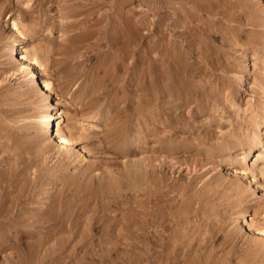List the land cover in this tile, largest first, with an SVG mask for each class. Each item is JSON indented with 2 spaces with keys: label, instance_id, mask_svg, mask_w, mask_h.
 I'll return each instance as SVG.
<instances>
[{
  "label": "rangeland",
  "instance_id": "obj_1",
  "mask_svg": "<svg viewBox=\"0 0 264 264\" xmlns=\"http://www.w3.org/2000/svg\"><path fill=\"white\" fill-rule=\"evenodd\" d=\"M110 1H112V0H110ZM115 1V0H114ZM114 1H112V2H108V0L106 1V0H0V101L2 102V107L3 108H6V107H8L9 108V105L8 104H6V102L7 103H9L10 101L12 102V100H13V102H18L20 105H18V108H20V110L22 109V113H20V115H22V117L19 115L18 116V118L20 119V121H19V123H18V125L16 124L15 126H17L15 129H14V131H13V138L14 139H16L15 140V143L19 146L20 145V147L19 148H17L18 146L17 145H15V149H16V151H15V149L12 147V149L10 148V153L8 154V153H3L2 154V156H4L5 157V159H4V161H2L1 159H0V162H1V165H0V172L1 171H3V173L1 172L0 173V176L2 175V177H1V179H2V181H3V183H2V181H1V179H0V183H1V185H0V188H1V186L2 187H4L5 189H3L2 188V191H1V189H0V192H1V194H0V201H5L4 199H7V200H9L8 198H10V200H11V194H10V192H12V194H14V192L16 193L17 191H19L20 189H22L25 185V187L24 188H28V184H32L31 183V181L30 180H32V179H30L31 178V176L33 177L34 176V179H35V177L37 176V177H41V179H42V182L40 181L39 182V180L37 181V182H39V183H42L43 184V182H44V185H46V187L45 188H47L45 191V193H47V190H50V191H48V193L45 195V193L44 194H42V195H44L43 197H45V196H51L52 197V195H53V197H55L56 195L54 194V191H55V193H56V190H57V187L59 186L60 187V184H62V186H63V182H61V180H59V181H57L58 183L56 184L57 185V187H56V185H55V181L53 182V181H50L51 179H50V176H49V174H47L46 172H45V170H46V167L48 166V167H52L53 165H55V161H54V159H51V157H48V156H46V155H44L43 156V154H42V152H39L38 150L40 149V145H37V144H39V137L38 136H40V133L37 131V126H38V124H39V122L41 121V118H36L35 116L37 115H40V116H42V118H43V116H45V111L47 110V107L49 106V102H48V100H46V98H45V94H44V91H43V88H42V86H41V84H37V83H32L31 82V77L29 76V74L27 73V71L25 70V64H27V63H29V64H31V68H32V66H33V69L36 71V74L38 75V77H39V80L41 81V80H45L46 78L45 77H47L50 81H51V87H52V98H51V100H52V102H54V103H56V102H59V100H61V99H65V97H67V95L69 96V95H72L73 94V98L72 99H74V100H71L70 101V99L68 100L69 102H68V104L66 103L63 107H60V110L58 111V113H56V114H58V119L56 120V125H57V122H58V124H59V127L60 128H62V129H64L67 133L69 132V133H73V144H74V151H80V152H82V154H81V156L79 157V156H77V154H76V152H75V154L73 155V156H70V157H72V159H71V161L74 163H72V162H70L71 164H73V165H71L70 166V164L68 165V162L67 161H69L70 159H68V158H65L66 160H65V162L67 163V165H65L64 164V167L65 166H67V167H70V169L69 168H67L66 167V169L67 170H65V168L63 169V170H65L64 171V173L68 176V178H70V175H71V177H74L76 174H77V169H78V171H79V169H80V167H81V169H82V167L84 166L85 167V165H86V163L89 161H91L90 163L92 164L94 161H96V159L99 161L100 160V162H101V159H102V162L101 163H103V164H101V163H97V161H96V163H97V166H102V167H104L105 166V168H107V169H105L106 170V172L108 173L107 175L108 176H110L111 177V179H113L114 177V182H115V185L116 186H118L119 187V185L117 184V182L119 183V179H120V177H117V176H119V174L121 173V172H123L125 169L127 170V169H129L128 167L130 166L131 167V165H132V163H133V165L135 164L134 163V161H138V162H136V163H139L138 165H143V163H140V161H143L144 160V158H145V160H146V162H148V164H149V159H151V158H153V155H155L156 157H157V154L158 153H160V154H158V155H160V157H165L166 158V161H165V158L164 159H162V162H166V163H168V165H166V163H162L161 161H156V160H158V159H156L155 161L156 162H154V158H156L155 156H154V158L151 160V161H153V163H156V164H153V163H150V164H153V166L152 167H150V168H147V167H149V165H147V167H146V169H147V171L148 170H150V169H152L153 167H155V165H156V169L158 168V167H160L161 165V167H160V169H161V171H159L158 173H157V171L159 170V168L156 170V172L155 173H157L156 175H158V174H160V172H161V176L160 177H162V180L163 181H161L160 180V187H159V189L161 188V191H172V190H175L174 188H176L177 190H178V188H179V191H177V190H175V191H172V193H170V192H167V193H162V195L160 194V195H158L159 197L157 198V199H153V193L151 194L150 192H152L153 190L154 191H156L155 190V186H154V184H152L153 182H151L150 180H151V178L149 179V180H146V181H149L150 183H149V186L151 185L152 187H150L149 188V186H147L150 190H148V191H150V192H148V191H144V190H147V188H146V182L145 181H143L144 180V178L147 176L148 177V174L146 173L145 174V172H146V170H145V172H143V173H141V175L142 174H145V175H143L144 177H142L143 179H142V183H139L138 185H139V190H140V192H143V195H142V193H140L139 192V190H137V188H135L134 187V190L132 189L133 188V182L131 183L130 182V184H129V182H128V180H129V178H128V180L127 179H125L124 180V183H125V185L126 186H124V187H121V188H118V189H120V191L118 192V194L119 193H121V194H117L118 195V197L120 198V200L118 199V197H117V195H115L114 196V194L113 193H111L109 196H110V198L112 199H110L109 198V196H107L106 195V198H104L105 196H103V198H101V202H102V200L104 199H110L111 201H112V203H111V201L109 200V202L107 201V204L109 203L112 207H109V206H106V203H104V202H102V204H103V206L101 205V202H100V197L98 198H96V196L91 200V199H89L90 201H92V203L91 202H89V200L87 201V197L88 198H90V196L89 195H87V197L84 199V198H81V199H79V198H77L76 200H74V201H72V202H74L75 204H77L76 203V201H78V199H79V202L80 201H82L83 202V200H84V202L83 203H78V204H80L79 206H82V205H84L85 204V206H82V207H79V206H77V205H74L73 206V204H72V208L71 207H69L70 209H72L71 211H73V210H75V209H80V211H79V213H78V216H80L79 218L80 219H76V218H74V217H78L77 216V210H75V211H73V213H75L74 215H72V221L74 220L75 221V223H76V225H78L79 224V226H77V227H79L78 229L80 230L81 229V231L80 232H78L79 230L77 229V231L76 230H74L75 228H77V227H75V228H72L73 230H74V232L76 231V232H78V234L79 233H81V232H83L82 231V229L84 230V228H82V225H81V223L83 224V222H81V221H83V220H81L82 218H83V216L85 215V216H87V214L88 213H90L91 211H92V213H93V215H92V213H90V215H92V216H90L92 219H94V222L87 216L86 218H87V220L88 219H90V220H88V221H90V226H89V230L91 231H87V230H85L88 234H89V237H87L88 236V234H86L85 236L86 237H84L82 240L80 239V237H77L75 240H77L78 239V241H80L81 240V242H76L75 240H69V242L68 241H66V243H65V240H64V243H62L61 242V244H59L58 242L59 241H57V243L55 242V241H51V242H47V244L45 243V244H43V241L41 240V242L39 241V243L37 244L36 242H38V240L36 241L35 240V244H33V242H32V240H34V239H32L31 240V243H30V239L31 238H28L27 236L26 237H24V235H27V230H32V229H30V228H27V230L26 229H23V227H21V226H13L12 227V225H11V223H8V220H6L7 221V224L9 225V228H8V226H7V224L5 223V221L4 222H2V224L1 225H3V224H5V225H3L2 227H1V225H0V231H2L4 228V230H3V232H0V234L1 233H4V232H6V233H4L3 235L5 236V237H3V238H1V236H0V238L2 239H0V264H153L154 262V264H156L157 262H160V259H163V257H164V255L163 254H166L165 255V257L169 260V262L167 261V259L165 258V260H161L162 262H160L159 264H164V263H167V264H173V263H175V262H179V264H182V262H184L183 261V259H182V256L184 255V253H185V255H186V251H184L183 252V248H180V250H179V247H183V245L181 246V245H177V244H173L175 241H174V239L178 242L179 241V235L180 236H182L181 234H183V232H184V229L186 228V227H188V229L186 228L185 230H187L186 231V233H189L188 235H191V233H192V238H196V240L200 237L201 238V240H194L193 239V241L195 242H193L192 244H194L193 246H200L199 247V249H201V251H199V250H197V248L196 247H194L193 248V246H192V248H193V252L192 253H194L195 252V250L194 249H196L197 250V255H199L198 257H202V256H204V254H205V256L206 255H208V254H211L212 256H211V260H213L212 259V257L213 256H215V257H213V258H215L214 259V261H212V262H214V263H212V264H220L219 263V261L218 260H220L221 258H223L222 260L223 261H225L226 262V260H224V259H226L227 257H228V259H229V256L233 253V254H235V256L234 255H231L230 256V260L232 261V263H229V262H227L228 264H249L251 261V263L250 264H255V262H256V264L257 263H259L260 262V258H264V254H262V251H263V253H264V246L263 247H260L261 248V250L259 251H257V249L258 248H256L255 247V244H256V242H257V238H258V235L256 234V233H254V232H251V231H247L246 229H247V226H245V224H247V223H249L251 226H253L254 228H259V227H264V175H263V173L262 172H264V125H260V127L258 128V129H254V125H255V122H259V121H261V118L262 117H264V0H193L194 1V3H195V5H194V3H192L193 1L192 0H176V1H174V0H167L168 1V3H170L171 4V6H170V4L169 5H164V1L163 0H151V2L150 3H153L152 5H154V1H156V6L155 7H153L152 5H150V3H149V1L150 0H119L118 2H116V3H114L113 4V2ZM117 1V0H116ZM163 1V2H162ZM167 1H165V2H167ZM186 1H188V2H186ZM196 1V2H195ZM197 1H198V3H197ZM119 2H121V4H119ZM186 2V3H185ZM200 2V3H199ZM106 3H109V4H107L106 5ZM112 4V8L110 7V5ZM124 3V4H123ZM162 3V4H161ZM167 3V4H168ZM190 5L191 3L193 4H191L192 5V7L194 6H196L195 8H196V10L194 9V10H192V12L193 11H196L195 12V14H198L199 15V17H197L198 15H194V13L192 14L194 17H195V21L197 20V19H199V20H197L198 21V25L195 23V21L191 24V21H189V18L191 17L190 15V13H191V10H190V6L188 5V4ZM70 4H72L71 6H74L75 7V5L76 6H79V5H81V6H79V7H75V10H73L74 9V7H71V12L69 11L70 10ZM117 4V5H116ZM123 4V5H122ZM162 5L163 7H159L158 8V6L157 5ZM197 4H200V6H201V4H203L204 6H205V8H203L204 6H201V8L202 9H204V11L202 12V11H200L201 9L200 8H198V6H197ZM115 7H114V6ZM120 6V9H119V7H117V6ZM150 5V6H149ZM188 5V6H187ZM67 6H69V7H67ZM165 6V7H164ZM169 6L171 7V9L169 10ZM173 6H175V7H173ZM179 6H182V7H179ZM64 7L66 8V9H64ZM88 7V8H87ZM110 7V8H109ZM115 8V11H113L114 10V8ZM186 7V8H185ZM188 7H189V9H188ZM193 7V8H194ZM63 8V9H62ZM91 8V9H90ZM151 8V9H150ZM153 8H155V9H157V10H159L158 12H159V16H161V18H166L167 16L169 17L170 16V18L168 19V17H167V19H166V23H169V22H171L172 20L174 21L175 19H176V17H178L179 15H181V17L183 16L184 18H185V16L186 15H188V16H186V18L185 19H187V21H189L188 22V26L189 27H191L194 23L196 24H194V27H192L191 29H189L188 28V31H187V34L186 35H188V32H189V35L191 36L190 38H194L193 39V41H191L192 39H190L189 38V42H191V43H189V45H187V47L188 48H185L186 46V41H183V40H181V39H184V37L183 38H180L179 36H178V32H179V29H181L180 31H182V29H184V27H185V25L184 24H182V23H180V24H182V25H180L179 24V29H178V32H177V29L176 30H174L173 29V34H174V36H173V39H174V41H178V39H179V41H183L184 42V44H183V42H182V46H179V48H181L180 49V52L182 53V57L183 58H185V60L184 59H182V61L183 62H181V65L184 63V61L186 62V60H187V64H183V65H186V66H193L194 65V67L195 66H198L199 64H201V65H199V66H202L203 67V64H204V67L203 68H205V69H203V70H205V72L203 71V72H201V74H197V76H195V77H193L194 78V81H192V82H197V85H199V83L200 84H202V85H204V86H206L205 84H207V88L209 89V90H211V92H212V97L215 95V97H211V96H209V95H207L208 93L206 92V93H204V92H202V94H200L201 92H198L197 94H199L198 96L201 98H205L206 100H207V102H205L206 100L204 99H202V101H203V104H204V109H206V110H204V109H202V108H199V110L198 109H194L193 111H191L192 109H190L189 110V108L187 107V109H185V107H184V109L182 108V112H181V119L179 118V121H181V122H179L178 121V123H181V124H184L185 123V129L186 130H184V131H182V130H180L178 127L179 126H177V123L176 124H173V125H168L167 127H166V130L168 131H163L164 133H166V134H164L163 132H161L162 133V135L164 134V142H165V139H166V143L165 144H169L170 143V140L171 141H173L174 142V140H175V142L174 143H170L171 144V146L169 147L168 145H166V146H168L169 148H172V151L174 150V148L172 147L174 144V146H175V149H176V151H174V153L175 154H177L178 156H179V159L181 160V159H183V161L181 160H179V162L180 163H178L176 160L178 159V158H176L175 160L174 159H172V155H174L175 156V154L171 151V149H167L168 147H166V146H162V145H165V144H163L164 142L162 141L163 139V136L161 135V133L160 134H154L155 132H154V130L152 131L151 129H152V127H153V120H151V121H153V122H150V121H147L145 118L147 117V115L149 116V118L147 117V119L148 120H150V115H149V113H150V111L152 110L153 111V109L155 108V106L152 104V100H150V98H152V91H153V89H151V85L149 86L148 85V83L150 84V82L148 81V77H147V75L144 73V80H141L143 77H141L140 75V77H138V76H134V78L136 79V80H131L133 77H132V74H131V72H132V68L130 69V65H131V62H132V58H131V52L132 53H134V47H135V45H132L133 43L135 44H138L137 45V47L138 46H140V48H142V49H145L144 47L145 46H148L150 43H151V41L153 40V27L151 26L152 24H153V20L154 19H156L155 17H157V16H155V14L153 13V12H156L155 11V9H154V11H153ZM162 8V9H161ZM168 8V9H167ZM173 8H175V9H173ZM161 9V10H160ZM167 9V13L165 12V10ZM181 10V11H179V10ZM184 11H183V10ZM185 9H188V11L187 10H185ZM192 9V8H191ZM72 10H73V12H72ZM88 10V11H87ZM120 10H122L121 11V13H122V17L124 18L125 16H126V18L128 17L127 15H129V16H134V17H132V19H131V17H128L127 19H131L132 21H134V23H136V24H138L137 26L139 27V29H138V27H136V26H134L133 25V22L132 21H130V23H129V27L127 26L126 27V29L128 28L129 30L133 27H135V29L133 30V33H134V36L132 37V35L130 36V35H128V34H132V31L131 32H129V30L127 29V36H130V37H132V38H130V46H134L133 47V49H132V47H129L128 46V54H129V56H125V53H127V52H125L124 53V51H123V49H125V48H123L121 45L122 44H120V42L118 41V40H115L114 38H117V36H116V34H118L117 32H118V28H115L114 29V27H111L109 30H107V33H106V35L105 34H103L104 36L103 37H101L102 36V33H101V35H100V32L99 31H101V29H102V24L104 25V23H102V22H105V24H106V21H107V18H108V16L107 15H111V18H113L114 17V15L115 14H119L120 13ZM151 10H152V12H151ZM175 10V11H174ZM69 11V16L70 15H72V17L70 16H68V14L66 15V12H68ZM119 11V12H118ZM163 11V12H162ZM168 11H169V13L170 14H168ZM178 13H177V12ZM187 12V14H186V12ZM198 11H200V12H198ZM63 12V13H62ZM109 12V13H108ZM114 12V13H113ZM160 12H162V13H160ZM182 12H184V14L182 13ZM188 12H190V13H188ZM121 13H120V15H121ZM166 13V14H165ZM106 16H105V15ZM126 14V15H125ZM153 14H154V16L155 17H153ZM161 14V15H160ZM164 14V15H163ZM172 14H174V15H172ZM186 14V15H185ZM103 15V16H102ZM165 15H166V17H165ZM176 15H178V16H176ZM102 16V17H101ZM113 16V17H112ZM116 16V15H115ZM150 16H151V18H150ZM193 16L191 17V18H193ZM110 17V16H109ZM173 17V18H172ZM13 18H15V19H17L16 21H17V23H19L18 25H19V27H20V30L21 31H23V33H24V35H25V38H26V41H25V43H24V47H23V51H24V54H25V51L27 50V49H31V46L32 45H34V46H36V47H38V46H40L41 48H43L42 50H41V52L39 53L40 55H44V59H45V62H44V64H45V66H42V67H39L34 61H30V60H21L20 59V55H19V53H16V54H11V51H10V48H11V45H12V43L16 40V39H19V38H21V35H20V33L16 30V28L13 26ZM105 20H104V19ZM136 20H135V19ZM153 18V19H152ZM175 18V19H174ZM73 19V20H72ZM74 19H76V20H74ZM98 19H100V20H98ZM101 19H103V20H101ZM126 19V20H127ZM152 19V21H150ZM172 19V20H171ZM201 19V20H200ZM67 20V21H66ZM70 20V21H69ZM96 20L98 21L97 23H95L96 22ZM128 20V21H129ZM171 20V21H170ZM77 21H78V23H77ZM100 21V22H99ZM138 21V22H137ZM169 21V22H168ZM173 21L171 22V23H173ZM192 21H193V19H192ZM196 21V22H197ZM203 22V23H201V22ZM65 23V27L66 26H68L69 27V29L67 28H65L64 26H61V25H63L62 23ZM69 22V23H68ZM80 22V23H79ZM81 22H82V24H81ZM132 22V23H131ZM152 22V23H151ZM61 23V24H60ZM66 23H67V25H66ZM76 24V28L75 29H73L72 28V26H70L71 24ZM92 23L94 24L92 27H91V25H92ZM101 25H100V24ZM150 23V24H149ZM170 23V24H171ZM190 23V24H189ZM200 23V24H199ZM60 24V25H59ZM70 24V25H69ZM78 24H80V25H78ZM132 24V25H131ZM135 24V25H136ZM203 24V25H202ZM204 24H206V26L208 27H206V26H204ZM210 25V26H208V25ZM78 25V26H77ZM83 25V26H82ZM86 25V26H85ZM164 25V24H163ZM161 26V28L163 29H165V26ZM184 25V26H183ZM100 26V27H99ZM182 26V27H181ZM198 26V27H197ZM200 26L202 27V29L200 28ZM78 27V28H77ZM81 27H82V29H81ZM83 27H84V29H83ZM87 27H88V29H87ZM92 29V28H95V30H90V28ZM197 27V29L200 31H198L197 32V29L195 30L194 28H196ZM63 28V29H62ZM72 28V29H71ZM200 28V29H199ZM203 28H204V31H203ZM205 28H207V30L205 29ZM210 28V29H209ZM61 29L64 31H61ZM64 29H66V32L68 33H66L65 32V30ZM70 29H71V31H70ZM87 29V31L85 32L84 30H86ZM96 29H98V32L99 33H97V31H96ZM100 29V30H99ZM126 29H125V32H126ZM151 29V30H150ZM111 30V31H110ZM113 30V31H112ZM123 30V29H122ZM193 30V31H192ZM195 30V31H194ZM69 31V32H68ZM89 31V32H88ZM90 31H94L95 33H97V37L98 38H100L101 40H99V39H97L98 41H101V42H98L96 39H95V37H96V34H93L94 32H90ZM137 31H139L140 32V34H142L143 35V37H142V35H138L136 32ZM61 32L63 33L62 35H61ZM112 33V32H116V34L115 33H112V34H110V33ZM138 32V33H139ZM150 32V33H149ZM192 32L195 34V37H194V35L192 34ZM196 32V33H195ZM205 32H207V34L205 33ZM210 34H209V33ZM66 33V34H65ZM84 33H87L86 35L84 34ZM92 34V35H90V34ZM198 33H201V34H198ZM205 33V34H204ZM71 34H72V37H74V38H72L71 37V39L73 40H69L70 38H68V36H71ZM85 35L86 36V39H84L83 37H82V39L80 38L81 36L80 35ZM110 34V36L109 37H111L112 38V40H111V38H109L108 39V35ZM136 34V35H135ZM149 34H150V36H149ZM196 34H197V36H196ZM205 36L204 38H203V35ZM209 34V35H208ZM213 34V35H212ZM61 35V36H60ZM99 35V36H98ZM113 35H114V37H113ZM192 35H193V37H192ZM200 35V36H199ZM30 36H33L32 38L30 37ZM80 36V37H79ZM89 38H88V37ZM94 36V37H93ZM135 36L137 37H140V38H138L137 37V40H138V43H137V40H136V38H135ZM202 36V37H201ZM209 36V37H208ZM75 37H77V38H75ZM79 37V38H78ZM104 37H107L106 39H107V41H106V39H103ZM151 38L152 37V39H148V38ZM186 37V36H185ZM200 37V38H199ZM208 37V38H207ZM135 38V40H136V42H134L133 41V39ZM202 38V39H201ZM205 38L207 39L206 41H205ZM27 39H28V41H27ZM67 39V40H66ZM74 39H76V40H74ZM103 39V40H102ZM140 39V40H139ZM172 39V40H173ZM95 40H96V42H95ZM109 40H111V42L109 43L108 41ZM146 40H147V42H146ZM198 42H197V41ZM113 41V42H112ZM117 41V42H119V44H120V46L121 47H118L119 46V44L116 42V44H118V46L115 44V46L113 45L115 42ZM145 41V42H144ZM165 41H166V39H165ZM196 41V42H195ZM199 41H200V44H199ZM201 41H202V43H201ZM211 42V44H210V42ZM91 42V43H90ZM105 42L107 43V44H105ZM133 42V43H132ZM140 42V43H139ZM141 42H143L142 44H141ZM206 42L208 43V44H206ZM95 43H97V44H95ZM98 43H100V44H98ZM113 43V44H112ZM145 43V44H144ZM166 42H161V44L162 45H164ZM195 43H198V44H196V46H195ZM49 45L48 47H50V49H49V51L47 52V51H45V49H44V47H46V45ZM88 44H91V46L89 45L88 46ZM109 44H112L113 46H111V45H109ZM140 44V45H139ZM203 44V45H202ZM206 44V45H205ZM191 45L196 49H194L193 47L191 48ZM202 47H201V46ZM208 45V46H207ZM212 45V46H211ZM107 46V47H106ZM118 47V49H120V50H117L116 51V49H117V47ZM185 46V47H184ZM197 46H198V48H197ZM208 48H207V47ZM211 46V47H210ZM87 47H89V48H87ZM110 47H111V49H110ZM203 47H205V48H203ZM104 48V49H103ZM114 48V49H113ZM116 48V49H115ZM121 48H122V50H121ZM185 48V49H184ZM192 49V51L190 52V51H187V50H189V49ZM206 48H207V50H206ZM211 48H214L215 50H218V51H220V52H218V51H215L214 49V51L216 52V54L213 52V50L211 49ZM75 49H77L76 50V52H74V50ZM110 50V51H106V50ZM113 49V50H112ZM129 49H130V51H129ZM194 49V50H193ZM203 49H205L204 51H203ZM115 50V51H114ZM179 50V49H178ZM209 50H211L210 52H209ZM73 51V52H72ZM83 53H82V52ZM87 51V52H86ZM113 51V52H112ZM127 51V50H126ZM194 51V52H193ZM200 53H202L201 51H203V53L204 54H206L207 53V51L209 52V55L210 56H206L205 55V57L207 58V57H209L210 59H211V57L213 58L214 56H216L217 57V55H218V57H220V58H216V60H218V61H215V59H204L203 58V56H204V54H203V56H202V54H200V56H199V52ZM65 52H68V53H70L69 55H67ZM108 52H111L110 53V55H108L107 53ZM120 52V53H119ZM121 52H123L122 54H121ZM154 52V51H153ZM179 52V53H180ZM185 54H184V53ZM195 52H197V53H195ZM214 54H213V53ZM64 53H65V55H64ZM73 53V54H72ZM85 53V54H84ZM115 53V54H114ZM118 55H117V54ZM188 53V54H187ZM189 53H191V55L189 54ZM128 54H126V55H128ZM131 54V55H130ZM156 53L154 52V55H155ZM194 54H196V55H194ZM208 54V53H207ZM222 54V55H221ZM66 55H67V57L68 58H65L66 57ZM82 55V56H81ZM109 57H108V56ZM115 56V57H112V56ZM117 55V56H116ZM121 56V58H120V56ZM186 55H187V57H186ZM194 55V56H193ZM119 56V57H118ZM124 56V57H123ZM189 56V57H188ZM196 56V57H195ZM193 57V58H192ZM197 57L199 58V57H201V59L202 60H204L203 62H202V60L200 59V61H199V59L197 60ZM117 58V60L114 62L115 63V65L114 66H116V67H114L113 66V64H111L110 65V63H113V62H110V61H113L112 59H116ZM126 58V59H125ZM130 58H131V61H130ZM188 58V59H187ZM192 58V59H191ZM66 61H65V60ZM121 62H123V60H125L124 61V64L126 65V62H127V64L128 65H126V66H128V67H126L127 68V70H126V72H130L129 74L128 73H126L125 71H124V73H125V75L126 76H124L123 74L124 73H122V71L124 70L123 68H125L124 67V64H123V66L121 65L122 63H119L120 61ZM191 59V60H190ZM127 60V61H126ZM195 60V61H194ZM219 60H220V62H219ZM68 61V62H67ZM80 61H82V63L80 62ZM193 61V62H192ZM206 61V62H205ZM209 63H211V61H212V63L215 65V68L218 66V64H219V66H218V69L216 70V69H214V66H208V62ZM77 62H78V64H80V66L78 65V67H77ZM80 62V63H79ZM108 62H110V63H108ZM116 62L117 63H119V64H116ZM216 62H218V63H216ZM107 63V64H106ZM145 63V65H144V67L147 65L146 64V62H144ZM189 63H191V64H189ZM198 65H197V64ZM106 64V65H105ZM109 64V65H108ZM217 64V65H216ZM205 65H207V66H205ZM38 66V67H37ZM76 67V70H74V68ZM207 67V68H206ZM209 67V68H208ZM220 67V68H219ZM73 68V69H72ZM113 68V70H114V72L113 71H111V69ZM107 69H109V70H107ZM118 69H120V70H122V71H116V70H118ZM128 69H130V71H128ZM214 71H213V70ZM72 70H74L77 74H75V72L73 71V75H71L72 74ZM84 70H85V73H84ZM207 70V71H206ZM209 70H211V71H209ZM94 71V72H93ZM107 73V72H109L110 71V73H107V74H111V72L113 73V75L111 74V75H107L108 77H110V78H108L107 76H106V74H105V72ZM216 71V72H215ZM218 71V72H217ZM116 72H117V74H116ZM118 72H121V73H119L118 74ZM191 74H193L192 72H191V70L189 71ZM209 72H211V73H209ZM96 73H98V75L96 74ZM187 73V74H186ZM185 74H186V76L188 75V77H189V75H191L190 73H188V72H186ZM202 73L204 74L205 73V75H206V77H204L203 75H202ZM207 73H209V74H211L210 76H209V74H207ZM215 73V74H214ZM86 74H87V76H86ZM93 74V75H92ZM105 74V75H104ZM96 75V76H95ZM104 75V76H103ZM121 75H123L124 77H125V79H121ZM219 75V78L217 77ZM79 76H81V77H79ZM83 76H86V78L84 77L83 78ZM92 76H94V77H96V78H98V79H96L95 78V81H99L100 83H93V84H91V82H92V80H90V77H92ZM98 76V77H97ZM111 76H112V78H111ZM115 76H117L116 77V79H115ZM121 76V77H120ZM200 76V77H199ZM204 77V80L202 79L203 77ZM89 77V78H88ZM102 77H103V81H102ZM107 79H106V78ZM131 77V78H130ZM191 77H192V75H191ZM191 77H189V78H191ZM210 77H211V79H210ZM216 77V78H215ZM83 80H82V79ZM140 78V79H139ZM209 78V79H208ZM85 79H89V81H90V83H89V85L87 84V86H85L84 84H81L82 82L81 81H84ZM101 79V80H100ZM108 80L107 82L108 83H112V85H111V83L110 84H108L106 81H104V80ZM109 79H110V81H109ZM117 79H118V82H117ZM146 79H147V81H148V83H147V81H146ZM192 79V78H191ZM202 81H201V80ZM219 79V80H218ZM112 80H114V82L112 81ZM124 80V81H123ZM138 80H139V82H138ZM196 80V81H195ZM207 80H210V81H208V82H206ZM215 80V81H214ZM217 80V81H216ZM221 80V81H220ZM103 83H102V82ZM120 81H122V83L120 82ZM130 81H131V85H129V87H128V85H126V84H130ZM133 81H137L138 83H136V82H134L133 84H132V82ZM143 81H144V83H143ZM146 81V82H145ZM191 80L189 79V83H191L190 82ZM201 81V82H200ZM204 81V82H203ZM219 81H220V84H219ZM107 84L106 86L105 85H103V84H105V83ZM126 82V83H125ZM129 82V83H128ZM140 82H141V84H140ZM206 82V83H205ZM213 82H214V86H217V88H220V86L221 85H223V87H221L220 89L221 90H219V89H217V90H215L216 88L213 86ZM216 82V83H215ZM218 82V83H217ZM221 82H223L222 84H221ZM118 83H121L123 86H121V84L119 85ZM147 83V84H146ZM212 83V84H211ZM80 84V85H79ZM102 85L103 87L102 88H104V89H102L101 88V86H99V85ZM116 86H115V85ZM117 84H118V86H117ZM140 84V85H139ZM194 84V83H193ZM93 86L92 88H91V86ZM96 85H98L99 86V88H98V86H96ZM109 85H110V87H109ZM136 85V86H135ZM142 85H146V86H143L142 87ZM80 86H82V87H80ZM96 86V87H95ZM113 86V87H112ZM125 86V87H124ZM131 86V87H130ZM192 86V88H193V85L192 84H190V87ZM80 87V88H79ZM83 87L85 88V89H83ZM88 87V88H87ZM107 87H109L110 89H106ZM116 87H118L117 88V91L119 92L120 91V88L122 89L121 91L123 92H120V93H118L117 91H115V93H112L114 90H115V88ZM123 87V88H122ZM132 87H134V89L133 90H131L132 89ZM139 87V88H138ZM148 89H147V88ZM190 87H188V88H184V89H188V91H191L192 89L190 88ZM210 87H213V88H211L210 89ZM89 88H91V89H89ZM96 88H98V90H99V92H98V90L96 89ZM113 88V89H112ZM126 88V89H125ZM136 88H137V90H140V91H137L136 90ZM141 88V89H140ZM142 88H143V90H142ZM86 89H88L87 90V92H85V90ZM96 90V92H95V90ZM102 89V90H101ZM119 89V90H118ZM127 89H129V91H127ZM145 89V90H144ZM212 89H214L213 91H212ZM101 90V91H100ZM110 90H111V92H110ZM126 90V91H125ZM149 91V93L148 94H144V92L145 91ZM83 91L85 92V93H83ZM141 92L140 93V96L141 97H144V96H148V95H150V97H149V100H150V103L148 102L149 100H145L147 103H149L148 105H147V103L144 101V98H142L143 99V101H144V103L146 104V106H143V104L144 103H142L143 101H142V99L139 97V94H137L136 92ZM143 91V92H142ZM147 91L145 92V93H147ZM193 92L195 91L194 89L192 90ZM219 92V94L218 93H216V92ZM221 91V92H220ZM81 92V93H80ZM92 92H93V94L94 95H92ZM104 92V93H103ZM107 92H109V93H107ZM125 92V93H124ZM129 92V94H126V93H128ZM132 94H131V93ZM71 93V94H70ZM100 93V94H99ZM111 93L114 95H116V96H114V97H117V98H114V97H112V95H111ZM122 93V94H121ZM133 93H135V94H133ZM195 93V92H194ZM81 94H83L84 96H80ZM86 94H89L88 96L86 95ZM96 94H99V95H102V96H99V95H96ZM104 94V95H103ZM106 94H108V95H106ZM143 94H144V96H143ZM203 94H205V95H203ZM218 94V96H216ZM66 95V96H65ZM96 95V96H95ZM110 95H111V97L113 98V99H115L116 101H117V106L119 105V107L117 108V106L116 105H114V104H116V103H113V101H112V98L110 97ZM119 96V100H118V96ZM121 95V96H120ZM124 95V96H123ZM138 97H136V96ZM230 95V96H229ZM79 96H80V98H79ZM88 98V100H89V97L91 96V98H90V105H94V104H96V105H94V106H89V104L87 105V103H88V100L86 99V97ZM104 96V97H103ZM108 96V97H107ZM130 96V97H129ZM132 96V97H131ZM205 96V97H204ZM97 98V100H99L100 99V101H99V103H97L98 101H96L95 100V98ZM101 97V98H100ZM103 97V98H102ZM128 97H129V99L130 98H132V100L130 99H128ZM148 97L147 98H145V99H148ZM227 97H228V99H227ZM82 98H83V100H82ZM99 98V99H98ZM123 98H127L128 100H129V102H128V100L126 99V100H122ZM140 98V99H139ZM218 98V99H217ZM4 99H6V100H4ZM8 99V100H7ZM77 101H76V100ZM92 99H94L95 101V103L93 102V100ZM105 99V100H104ZM109 99H111L110 100V102H112V103H109L108 101H109ZM133 99H135V100H133ZM137 99V100H136ZM2 100H4V101H2ZM92 100V101H91ZM102 100V101H101ZM108 100V101H107ZM122 100V101H121ZM209 100V101H208ZM212 100V101H211ZM73 101V102H72ZM81 101V102H80ZM105 101H107V102H105ZM116 101H114V102H116ZM124 101H126L128 104H125V102ZM135 102V104H134V102ZM138 101H140V103L138 102ZM211 101V102H210ZM219 101V102H218ZM76 102V103H75ZM80 102V103H79ZM85 103V104H83V103ZM119 102V103H118ZM123 104H121V103ZM132 102V103H131ZM215 102V103H214ZM104 103H105V105H104ZM106 103H108V104H106ZM130 103V104H129ZM205 103H206V105H205ZM81 104H83L82 106L84 107L83 108V111H87L86 113H89V114H84V112L82 113V112H80L82 109H79L80 107L82 108V106H81ZM99 104V105H98ZM111 104H113V105H111ZM131 104H132V106H131ZM136 104H139V107L138 106H136ZM215 104V105H214ZM7 105V106H6ZM101 105H103L102 107H101ZM121 105V106H120ZM130 105V106H129ZM133 105H135V106H133ZM154 107L153 109L150 107ZM99 106H100V108H99ZM105 106V107H104ZM110 107L111 109H108L107 111L111 114V115H109V113H108V115H106V117L105 118H103V117H101V111H99V109H104V110H106L108 107ZM111 106H113V107H111ZM114 106H115V108L117 109V111L119 112H117L116 111V109L114 108ZM123 106V107H122ZM127 106H128V108H131L132 107V110H130V109H128L127 108ZM134 107V108H133ZM136 107H138V109L136 108ZM141 107V108H140ZM65 108V112L63 113V109ZM99 108V109H98ZM114 108V109H113ZM119 108H121V111H119ZM125 108V109H124ZM145 108V109H144ZM7 109V108H6ZM79 109V110H78ZM124 109V110H123ZM140 109V110H139ZM141 109H144V110H141ZM149 109H150V111H149ZM201 109V110H200ZM115 112V113H117V114H119V115H117L116 116V114H112V112ZM114 110V111H113ZM126 111V113L124 114V112L123 111ZM141 112V113H139V111ZM202 110H204V111H202ZM88 111H91L92 113H94V111L96 112V113H94V114H92L91 112H88ZM99 111V112H98ZM128 111V112H127ZM138 111V112H137ZM143 111H144V113H143ZM148 111H149V113H148ZM151 111V112H152ZM191 111V112H190ZM201 113H200V112ZM258 111H260L261 112V114L262 115H257V112ZM81 113V114H79V113ZM120 112H121V114L123 115H125V116H129V117H125L124 116V118H123V116H121L120 115ZM130 112V113H129ZM131 112H132V114H133V112H137V113H134V114H136V116L137 117H139L138 115H140L141 114V116H145L144 118H142V117H139V118H141V122H143L142 124L143 125H145V124H147L146 122H150L149 124H148V126H143L142 124H141V122H140V124L142 125H140V124H138L137 125V121H140L139 119H136L135 118V115L133 114L132 116H133V118L130 116L131 115ZM154 112V111H153ZM189 112V113H188ZM194 112V113H193ZM142 113L144 114V115H142ZM147 113V114H146ZM182 113H183V115L185 116V117H188V118H185L184 116V118L182 117ZM186 113L188 114V115H186ZM191 113V114H190ZM198 113V114H197ZM96 114V115H95ZM146 114V115H145ZM196 114V115H195ZM81 115H82V117H81ZM83 115H86V116H88V118L89 117H94V116H97L96 118H98V120H96V121H94V122H88L87 120L85 121V119H84V117L85 118H87L86 116H83ZM112 115H114V118H116V117H118V118H116V119H114V120H111V122H109L110 121V118H112L113 119V116ZM189 115H191V116H189ZM196 117H195V116ZM30 116H34V117H32L33 119H32V122H33V124H34V128L33 127H31V130H26V128L25 127H21V125L23 124V123H26V124H29V122L31 121V119H23V117H30ZM81 118H80V117ZM108 116V117H107ZM120 116V117H119ZM102 119H101V118ZM109 118V119H108ZM125 118L127 119V121L125 120ZM189 118H192V120L191 119H189ZM77 119V120H76ZM84 121H83V120ZM120 119H123L122 121L120 120ZM184 119V120H183ZM187 119V120H186ZM79 120H81V121H79ZM101 120V121H100ZM102 120H104V121H106V123L104 122V121H102ZM115 120H119L118 122H116ZM143 120V121H142ZM188 120H189V123L190 124H192V126H194V125H196V127H192L190 124H189V129L190 128H193V130L191 131V129H190V131L191 132H195V133H202L203 134V139L206 141V142H203L202 144H200V145H212V144H219V143H222L225 139H223V137L225 138L226 136H227V139L230 137V140L231 141H240V142H243V145H242V149H238V150H232V151H230V155H228V156H225V154H224V156H222V158L220 159V158H218V159H220V161L223 159L224 160V163H223V161H221L220 163L222 164L221 166H219V167H216V164L214 165V164H211L210 165V163H208V161H209V159H208V161L206 162V161H204V162H206L207 163V165H205L204 164V162H203V158L202 157H200V156H196L197 158H195V156H193V155H196V150H194V149H196L197 148V146L198 147H203V146H200L198 143H197V141H196V143L195 144H192V142L195 140H191V137H192V139H193V135H189L191 132L190 131H188L187 132V130H189L188 129ZM194 120V121H193ZM112 121H114V122H116V123H112ZM121 121V122H120ZM125 121H126V123H125ZM134 121H135V123H136V125H134L135 123H134ZM184 121V122H183ZM186 121H187V123H186ZM111 123L110 125H109V123ZM120 122V123H119ZM193 122V123H192ZM13 123V122H12ZM11 123V126L13 125ZM105 125H104V124ZM117 123H119V124H121V126L119 125V124H117ZM124 123H125V125H124ZM139 123V122H138ZM112 124H117L116 126V129H117V131H116V135L113 133V130H116L115 129V125L113 126ZM128 124V126H126ZM194 124V125H193ZM112 125V128H114V129H112L110 126ZM119 125V126H118ZM140 125V126H139ZM175 125V126H174ZM198 125V126H197ZM122 126H123V131H125L124 129H128L129 128V130L131 131H129V130H126V131H128L127 133H123V131H121L122 130ZM125 126V127H124ZM132 126V127H131ZM133 126H136L135 128L133 127ZM139 126V127H138ZM152 126V127H151ZM177 126V127H176ZM112 129V131L110 130V128ZM120 127V128H119ZM131 127V128H130ZM138 127V128H137ZM141 127H143V129L144 130H146L147 131V128L146 127H149V131H144V134L146 133V136L149 138V137H152L151 135H152V132H153V136H155L156 138V141H159L158 139H159V137L161 138V136H162V138L160 139V141L159 142H156L155 141V139L152 137V139L150 140L149 139V141L148 140H146V138H145V136L143 137V138H145V140L144 139H141L140 138V140H142V141H138V139L137 140H135L136 139V134H135V136H134V134H133V132L134 131H137V132H139L140 131V129L139 128H141ZM181 127V126H180ZM167 128H170V132L172 133V135L170 134V132H169V129H167ZM173 128V129H172ZM176 128V129H175ZM178 128V129H177ZM194 128H196V130H200V131H195L194 130ZM55 129H57V126L54 128V130ZM121 129V130H120ZM135 129V130H134ZM138 129H139V131H138ZM171 129H172V131H171ZM16 130V131H15ZM120 130V133H123L124 134V136H123V134H119L118 135V131ZM151 130V131H150ZM176 130V131H175ZM174 131V132H173ZM184 132L183 133V136H181L182 134V132ZM16 132V133H15ZM137 132H134V133H137ZM149 132H150V134H149ZM175 132H176V134H175ZM178 132H179V134H178ZM181 132V133H180ZM190 132V133H189ZM30 133L32 134V135H30ZM132 133V134H131ZM175 135H174V134ZM18 134V135H17ZM103 134H104V137L103 138H105V140L103 141L102 139V136H103ZM177 134H178V136H177ZM188 136H187V135ZM206 134V136L204 137V135ZM20 135V136H19ZM22 135V136H21ZM27 135H29V137L27 136ZM79 135H82L81 137H79ZM109 135V136H108ZM112 137H111V136ZM115 135V136H114ZM118 135V136H117ZM121 135H122V137L124 138V140L123 139H121ZM131 136V137H129L128 136V139H127V137L126 136ZM159 135V136H158ZM166 135V136H165ZM15 136H16V138H15ZM18 136V137H17ZM84 136H86V137H84ZM168 136H172L171 137V139H170V137H168ZM175 136V137H174ZM180 136V137H179ZM185 136V137H184ZM190 136V137H189ZM83 137V138H82ZM107 137H111L109 140H106V139H108ZM117 139V140H119V141H117L116 140V142H118L117 143V149L115 150L114 148V145L116 146V142H115V138ZM118 137H120V139H118ZM134 137H135V139H134ZM38 138V139H37ZM114 138V139H113ZM132 138V139H131ZM147 138V139H148ZM175 138V139H174ZM190 138V139H189ZM234 138V139H233ZM32 139H34V140H32ZM111 139H113V142L112 141H110ZM129 140V142L127 141V140ZM131 139V140H130ZM173 139V140H172ZM223 139V140H222ZM233 139V140H232ZM236 139V140H235ZM29 140H30V142H29ZM32 140V141H31ZM36 140L38 141V142H36ZM121 140L123 141V142H121ZM129 143V144H124L126 141ZM189 140H190V142H189ZM229 140V139H228ZM227 140V141H228ZM229 140V141H230ZM105 141H107V143H105ZM108 141H110L111 143H112V145L109 143L108 144ZM137 141V142H136ZM145 141V142H144ZM222 141V142H221ZM35 142V145H36V148H39V149H34L35 147V145L33 144ZM54 142H55V140H54ZM104 142V143H103ZM115 142V143H114ZM126 142V143H127ZM136 144L135 145V147L134 146H132V145H134V143ZM138 142H139V144H138ZM142 142H144V143H142ZM155 143V145L157 144L158 145V143H161V144H159L160 146H161V150H160V152H159V150L158 149H160L159 147V145H158V147H157V149H156V146L154 145V143ZM168 142V143H167ZM186 142H189L188 143V145H190V147L189 146H187L186 144ZM219 142V143H218ZM10 143V142H9ZM145 143H147V144H145ZM150 143V144H149ZM151 143H153V145L151 144ZM194 143V142H193ZM11 144V143H10ZM118 144L120 145L121 144V146H122V151L124 152V153H122L121 151V153L119 152V147L120 146H118ZM138 144V145H137ZM142 144V145H141ZM215 144V145H216ZM103 145H105L106 147H108V149L104 146L103 147ZM108 145V146H107ZM110 145V146H109ZM127 145V146H126ZM129 145V146H128ZM132 147H131V146ZM143 145H145V146H143ZM146 145H152V147H154V148H151V149H149L151 146H148V149L146 150V148L145 147H147ZM195 145H197V146H195ZM23 146V147H22ZM123 146H125V147H123ZM137 146V147H136ZM177 146V147H176ZM192 146V147H191ZM193 146H194V148H193ZM126 147H127V149H131L130 151L129 150H127L126 149ZM129 147H131V148H129ZM143 149H142V148ZM184 147H185V149L187 150H185L184 149ZM187 147V148H186ZM196 147V148H195ZM21 148V149H20ZM25 150H23V149ZM100 148V149H99ZM102 148H104V149H102ZM121 148V147H120ZM136 148V149H135ZM145 148V149H144ZM165 150H164V149ZM190 148H192L191 150H190ZM207 148H209V147H207ZM249 148H251V149H253V151H254V153H255V156L254 157H252L251 155H248V156H246V158L244 157L245 156V154L247 155V152H248V150H249ZM19 149V150H18ZM98 149L99 150H101V151H98ZM12 150H13V152H14V155H11L12 154ZM103 150H105V154L102 152ZM118 150V151H117ZM121 150V149H120ZM127 150V151H126ZM133 150V151H132ZM134 150H135V152H134ZM151 150H154V151H152V154L153 153H155V150H157L156 151V153L155 154H153L152 156H151ZM165 151V152H163V151ZM168 150V151H167ZM184 150V151H183ZM21 151H23V152H21ZM35 151H37L38 153H37V155H36V152ZM145 151H147V152H145ZM167 151V152H166ZM171 151V152H170ZM188 151H190V152H188ZM192 151V152H191ZM196 153H195V152ZM257 151L259 152L260 151V155L259 156H257L256 154H257ZM15 152H21V156H15ZM98 152H100V154L101 153H103V155H101V159H98L99 157H100V155H98V158H97V154H98ZM170 152V153H169ZM187 152H188V154H187ZM28 153H30V154H28ZM33 155H32V154ZM39 153H41V155H40V157L38 156L39 155ZM119 153V154H118ZM126 153V154H125ZM127 153H129V154H127ZM135 153V154H134ZM137 153V154H136ZM146 153V154H145ZM163 153V154H162ZM164 153H169L168 155L167 154H165L166 156H164ZM171 153H173L172 155H171ZM189 153H192V155H191V157H189L190 155H189ZM115 154V155H114ZM117 154V155H116ZM121 154H123V155H121ZM161 154H162V156H161ZM186 154H187V156H186ZM198 154V153H197ZM12 156V157H14V158H12V160L11 161H13L14 159V161H16V162H18V160L19 159H22L24 156L26 157V159H25V157H24V159L25 160H21V164H20V162H18V164H19V166H22V164H23V166H22V168H23V170L25 171V173H23L24 171H22V173H20L21 172V170H22V168H19V166H17L18 164H16V163H13L12 162V164H11V161H10V163H8L7 162V160H10V159H7L6 158V156L8 157V156ZM125 155V157H123L124 159L126 158V156H127V158L125 159V160H129L130 161V163H129V161L127 162H125V160L121 157V156H124ZM130 155V156H129ZM131 155L132 156H135V157H131ZM138 155V156H137ZM171 155V156H170ZM199 155V154H198ZM201 155V154H200ZM9 156V157H10ZM32 156V157H31ZM117 156H119V157H117ZM131 157V159L129 158V157ZM149 156H151V158L149 157ZM170 157V159L172 160H169V158H167V157ZM193 156V157H192ZM202 156V155H201ZM1 157V156H0ZM17 159H16V158ZM29 157L30 158H33L34 157V160L36 159V161H38L37 159H39V162H40V164H38L36 161H34L33 159H29ZM37 157V158H36ZM39 157V158H38ZM42 157V158H41ZM49 158V159H47V158ZM82 157H83V161L81 160L82 159ZM122 158V160H121V158ZM159 157V156H158ZM176 157V156H175ZM185 157H188L187 158V160L185 159ZM203 157H205V156H203ZM2 158V157H1ZM19 158V159H18ZM41 158V159H40ZM44 158V159H43ZM90 159V160H88L87 161V159ZM129 158V159H128ZM141 160H140V159ZM142 158H143V160H142ZM149 158V159H148ZM174 158V157H173ZM197 160H195V159ZM206 158V157H205ZM27 159H29V160H27ZM44 161H43V160ZM106 159V163L105 162H103V160H105ZM137 159H139V160H137ZM160 159V160H161ZM168 159V160H167ZM201 159H202V161H201ZM217 159V160H218ZM30 160H32L31 161V163H32V165H33V169L31 168L32 167V165H31V163H27V161L28 162H30ZM56 160V159H55ZM93 160V161H92ZM109 160V161H108ZM124 160V162L126 163H124V162H122ZM134 160V161H133ZM144 160V161H145ZM164 160V161H163ZM195 160V161H194ZM201 162V163H203V164H201V163H198L199 161ZM205 160H207V159H205ZM20 161V160H19ZM25 161H26V163H27V165H25L26 163H25ZM59 161H60V159H59ZM58 161V162H59ZM107 161L109 162L108 164H107ZM112 161V162H111ZM133 161V162H132ZM143 161V162H144ZM150 161V162H151ZM187 161V162H186ZM219 161V160H218ZM217 161V162H218ZM226 161V162H225ZM6 162V163H5ZM24 162V163H23ZM36 163V165H39V169H40V167L44 164V166H42V167H45V165H46V167L44 168L45 170H43V168H42V171H41V169L40 170H38V166H36L35 167V163ZM44 162V163H43ZM88 162V163H89ZM120 162H122V164L124 163V165H122ZM145 162V163H146ZM177 162V163H176ZM194 162H196L198 165H204L203 167L201 166H194ZM4 163V164H3ZM46 163V164H45ZM54 163V164H53ZM110 163H114L113 164V166H114V168H113V166H112V164H110ZM145 163H144V165L143 166H146L145 165ZM157 163H158V165H160V166H158L157 165ZM161 163V164H160ZM176 163V164H175ZM181 163H183V165L181 164ZM254 163H256L257 164V167H255L254 166ZM9 164V165H8ZM14 164V165H13ZM28 164H29V167L31 168H29V167H27L28 166ZM42 164V165H41ZM101 164V165H100ZM104 164H107L108 165V167H107V165H104ZM111 165V167H112V171H114V169H116V167H118L119 169H121V168H124V167H126L124 170H120V173H119V169L117 168V170H118V172L117 171H114V173L112 174V171H111V168H110V165ZM119 164H121L120 166H119ZM130 164V165H129ZM172 164V165H171ZM180 166H179V165ZM7 165V166H10V165H12V166H10L11 167V170H12V168H13V166H14V169L16 170L15 172L13 171H9L10 169V167L8 168V169H4L5 171H7V173H5V171L4 170H2V168L4 167L5 168V166ZM15 165H16V167H15ZM24 165H25V167H26V170H25V167H24ZM31 165V166H30ZM51 165V166H50ZM89 165V164H88ZM88 165H86V166H88ZM96 164H94V168L96 169H98V168H100V167H97V166H95ZM115 165H116V167H115ZM124 166V167H123ZM139 166V167H140ZM182 166V167H181ZM215 166V167H214ZM36 169H35V168ZM47 167V168H48ZM79 167V168H78ZM83 167V168H84ZM121 167V168H120ZM133 167H135V166H132V171H130L131 173L135 170V171H137L136 169H133ZM162 167H164V169H162ZM167 167V168H166ZM171 167V168H170ZM180 167V168H179ZM165 168H166V170L167 171H164L165 170ZM170 168V169H169ZM244 168H248V170H247V172H246V174H244L245 172H244ZM30 169V170H29ZM34 169L36 170V172L34 171ZM101 169L102 168H100V169H98L97 171H95V173H97L96 174V176H97V178H98V181L96 182L97 184H96V186L98 187V185L99 186H104L105 187V183L108 181L109 182V180L111 181V179H109V178H105V176H106V172H104L103 173V171H105V170H103L102 169V172H101ZM145 169V168H144ZM155 169V168H154ZM17 170H19L18 172L20 173V174H18L17 173ZM27 170H28V173H26L27 172ZM37 170L39 171V175L37 174L36 176H35V174L37 173ZM54 170H56V169H54ZM207 170V172L209 173H207V172H205ZM251 170H253L254 172H251ZM44 171V172H43ZM98 171H100V172H98ZM246 171V170H245ZM11 172V177H9V173ZM42 172V173H41ZM117 172V173H116ZM162 172H165L166 174H165V176L167 177V174H168V178H169V176H170V179H168L167 178V180H166V177L165 176H163L164 175V173H162ZM168 172V173H167ZM244 172V173H243ZM12 173H13V175H12ZM17 173V174H16ZM45 173V174H44ZM94 173V172H93ZM101 173H103V174H101ZM133 173H135V172H133ZM140 173H138V175H140ZM5 174H6V176H8V179H9V182H8V179H7V177L5 176ZM24 174V176L26 175V174H28L27 175V177L25 178V177H23L22 175ZM73 174H75V175H73ZM101 174V175H100ZM105 174V176H103V177H101L102 175H104ZM114 174H115V176H114ZM206 176V174H208L207 176H211V175H213V176H211V177H213V178H215L214 176H217L216 178H218V177H223L222 179L224 180V179H226V181H228V180H230V179H235V178H240V179H242L245 183H247L248 181H250V179H252L253 180V174H255V176H256V179H255V181H253V182H256V184H255V186H253V187H257L256 188V190H255V192H254V196H251L250 198H254V201H252V202H250V200H248L247 198H246V200L244 201V202H238V200H237V198L235 197V198H232V197H234V196H232V194L230 193V192H228V191H226V189L224 188V190H225V192L226 193H228V194H230L231 195V198H230V201H229V197H230V195H227V196H229L227 199H228V204L226 203L227 202V199L225 198V197H227V196H225V197H223L224 195L222 194V196H221V194H218V196H217V193L219 192V191H222L223 190V188H221V187H217V189L216 188H213V186L215 187V186H217L218 185V183H214V184H217V185H214L213 183H211L212 184V186H209L210 184V181H211V179L210 178H208L207 177V180H205L206 178L204 177V175ZM214 174H217V175H214ZM16 175V176H15ZM18 175V176H17ZM44 177H43V176ZM47 175V176H46ZM117 175V176H116ZM155 175V176H156ZM202 175V176H201ZM219 175V176H218ZM20 176H22L23 177V179H22V177H20ZM30 176V177H29ZM101 177V179H100V177ZM136 176V175H135ZM20 177V178H19ZM36 177V178H37ZM49 177V178H48ZM116 177H117V179H116ZM156 177H158V176H156ZM165 177V178H164ZM200 177V178H199ZM204 177V178H203ZM4 178V179H3ZM13 178H19L20 180H17V182L15 181V180H13ZM25 178V179H24ZM44 178V179H43ZM45 178H47V180L45 179ZM103 178H105L104 180L106 181L105 183L103 182ZM164 178V179H163ZM180 178H182V179H179ZM191 178H194V179H191ZM204 180H203V179ZM28 179H30L29 181H27ZM32 180V182H34V181H36L37 179H35V180ZM148 179V178H147ZM156 179V178H155ZM171 179L173 180V181H171ZM185 179V180H184ZM189 179V180H188ZM4 180L6 181V182H4ZM11 180H12V183H13V181H15V183H11ZM22 180H23V183H24V185L22 184V183H20V182H22ZM25 180V181H24ZM97 180V179H96ZM100 180V181H99ZM112 180V181H113ZM179 180V181H178ZM186 180L187 181H189L188 182V184H186L187 182H186ZM192 180H193V182H194V184L196 183L197 185H195V187H194V184H192ZM26 181H27V184H25L26 183ZM46 181L48 182H53V184L51 183V184H49V182L48 183H46ZM111 181V185H113L114 184V182H112ZM130 181V180H129ZM132 181V180H131ZM168 182L169 181V183H172L171 185L173 186V185H176V186H173L174 188L172 189V186L170 185L169 186V183H163V182ZM174 181H178L176 184H174L175 182ZM182 181H184V183L182 182ZM199 181H201V182H199ZM202 181H204V182H202ZM7 182H8V185H9V187H8V185H7ZM61 182V183H60ZM98 182H100V184H98ZM101 182H103L104 183V185H103V183H101ZM141 182V181H140ZM182 184H181V183ZM6 183V184H5ZM20 183V184H19ZM109 183H107V186H108V184ZM113 183V184H112ZM179 183V184H178ZM3 184V185H2ZM22 184V185H21ZM50 186H49V185ZM128 184H129V186H128ZM141 184V185H140ZM144 184H146V185H144ZM161 184H162V187H164V189L165 190H163V188L161 187ZM205 184V186H203ZM253 184V183H252ZM13 185H15V187L17 188H15L16 189V191H14V189L12 190V188L13 187H11V186H13ZM17 185V186H16ZM48 185V186H47ZM114 185V186H115ZM142 185H144L145 186V188H143L142 187ZM168 187H166V186ZM182 185H184V187L186 188V189H184V187L182 186ZM188 185V186H187ZM189 185H193V186H190L189 187ZM5 186H7V187H5ZM18 186H20V187H22V188H19ZM41 185H39V187H40ZM183 187V188H181V187ZM209 186V187H208ZM42 187V186H41ZM49 187H51V189L52 188H54L53 190H51V189H49ZM59 187H58V190L57 191H59L60 189H59ZM143 188V189H141V188ZM194 187V188H193ZM197 187V188H196ZM200 187V188H199ZM202 187V188H201ZM208 187V188H207ZM213 189H212V188ZM7 188H8V190H7ZM19 188V189H18ZM23 188V189H24ZM116 187H115V189L114 188H112L111 190H113V191H115L116 189H117ZM125 190H124V189ZM171 190H170V189ZM189 188V190H193L192 192L190 191H188L187 189ZM205 188V189H204ZM210 188L212 189V190H218V189H220V190H218V192L217 193H214V191H212V190H210ZM10 189H11V191H10ZM56 189V190H55ZM126 189H130V190H127L128 192H126L125 194H123V192L122 191H126ZM167 189H169V190H167ZM196 189V190H195ZM197 189H198V191L201 189V191H199V192H197ZM202 189H203V193H202ZM210 190V192H212L211 193V195H213V197L210 195V192H209V190ZM39 190V189H38ZM136 190L138 191V193H139V195H142V196H140L139 197V195H138V193L136 192ZM186 192H188V193H185V191ZM204 190L206 191L205 193H204ZM223 190V191H224ZM51 191H53V192H51ZM110 191V190H109ZM129 191H131V192H129ZM135 191V192H134ZM176 191H177V193H176ZM51 192V193H50ZM116 193H117V191H115ZM133 192V193H132ZM144 192H146L145 194H144ZM176 193V195L174 194V193ZM194 192V193H193ZM18 193H20V192H17L16 194H18ZM50 193V194H49ZM58 193V192H57ZM56 193V194H57ZM115 193V194H116ZM128 193H130V197H131V200H130V197H129V195H128ZM135 193V194H134ZM150 193V194H149ZM179 193V195L181 196V198L182 197H185V195H186V198H176V197H179V195L177 196V194ZM185 193V194H184ZM196 193V194H195ZM198 193V194H197ZM201 193H202V195H201ZM206 193H209V195H207ZM4 194H7V195H4ZM16 194L14 195V196H16ZM113 194V195H112ZM123 194V195H122ZM137 195L136 197L135 196H131V195ZM167 195V194H169V195H167V196H169L170 197V199H171V201H170V199H169V197H167V196H163V195ZM171 194V195H170ZM173 194V195H172ZM182 194H183V196H182ZM190 194H192L191 196H189ZM194 194V195H193ZM199 194H200V196L202 197V199L201 198H199L200 196H199ZM203 194L205 195H207V198H206V196H203ZM216 194V195H215ZM41 194H40V196H42ZM102 195V194H101ZM126 196V195H128V196H126L125 198H123V196ZM146 195V196H145ZM147 195H148V197H147ZM195 195H196V198H197V195H198V200L195 198ZM219 195L221 196V198L219 197ZM3 196H4V198H3ZM5 196H7V197H5ZM10 196V197H9ZM13 196V197H14ZM19 196V195H18ZM18 196H16V197H18ZM49 196V197H50ZM112 196V197H111ZM150 196V197H149ZM152 196V197H151ZM173 196V202H172V197ZM187 196H188V199H187ZM192 196H193V198H192ZM210 196H211V198H215V197H217V200H216V198H215V200H211V198H210ZM13 197H12V199H13ZM121 197H122V199L124 200L125 199V202H127V204L121 199ZM128 197H129V200H127L128 199ZM136 198L135 200L137 201V198H139L138 200H143L144 199V197H145V200H143L142 201V203H139L140 205H141V207L145 210V211H147V213L150 215V214H152V217H153V220L152 219H150V217H151V215H150V217H149V215L148 216H146L145 214H147L145 211H143V209H141V207H139L140 209H138V206H133V205H136V204H133V203H137V202H135V200L133 199V198ZM141 197H143V199L141 198ZM147 197V198H146ZM163 197V198H162ZM223 197V198H222ZM3 198V199H2ZM95 198H96V201H94L95 200ZM115 198H117V199H115ZM148 198H149V200H148ZM153 199V200H151V199ZM164 198H167V199H169V200H167V199H164ZM175 198V199H174ZM249 198V199H250ZM14 199H15V197H14ZM23 200H20V202H19V204L20 203H23V201H24V205L26 206V207H29V208H34L33 207V205H30V203L29 204H27V201H26V204H25V198H22ZM99 201H98V200ZM158 199H160L158 202H161V203H163V202H172V203H168V204H170L169 206H172V207H177V209H178V207L181 209V207H186V208H183V209H187L186 211H181V212H183L182 214H183V216H186L185 217V221L183 222V224L186 226H182V224H181V226L178 224L177 225V223L178 222H174L175 221V218H173V216L175 217L176 215H175V213H176V211L174 212L173 210H172V207L169 209L168 208V204L167 203H163V204H167L166 206V208H164L165 209V212L164 213H167L166 215H167V218H166V216H165V219H166V221L168 220H171V218L173 219V221L171 220V222L169 221V224H170V226L169 227H172V229H173V231L175 232V234L177 233L178 234V236L176 235V237L178 238H174L175 236V234H174V232L172 231V229L171 228H169L168 226H165L166 228V231L164 230V228L163 227H161V226H159V228L160 229H158V228H156V227H153V225L151 226L150 225V223L151 224H154V222H152V221H154V216H153V213H151V212H154V208L152 207V204H153V202H155V201H157ZM162 199V200H161ZM177 199V200H176ZM186 200L187 202L189 201V202H191L192 203V199H193V201H194V199H195V202L196 201H198V202H193L191 205L193 206V208H192V206L190 205V209H188V207L186 206L187 204L189 205V202L188 203H186L185 204V202L186 201H184V200ZM206 199V200H205ZM218 199H219V201L221 202V200L220 199H226V200H224V202H223V200H222V204L219 202H217L218 201ZM236 201H235V200ZM10 200L9 201H7V203L8 202H10ZM33 200H36L37 201V203L35 204V202H33L35 205V208L37 209V208H39V210L40 209H42V207H45V206H47L49 203H50V199L49 200H47L44 204L45 205H42L41 204V201L40 200H37V199H33ZM106 200H105V202H106ZM114 200H116L117 201V203H115L116 201H114ZM118 200H119V202H120V204L122 203V205L124 204V206H122V205H120L119 204V202H118ZM127 200V201H126ZM134 200V201H133ZM146 200H148V201H150V203L149 204H151V201H152V204L151 205H149L148 203H147V201ZM165 200V201H164ZM182 200V201H181ZM199 200H201V201H199ZM202 200H205V202H202ZM234 200V201H233ZM38 201H40V202H38ZM49 201V202H48ZM98 201V202H97ZM122 201V202H121ZM130 201H133V202H130ZM175 201H177V202H175ZM178 201H181V202H178ZM208 201V204L206 203ZM216 201V202H215ZM89 204H88V203ZM95 202H97L98 204H99V206H97L96 207V204L97 203H95ZM184 202V203H183ZM200 202V203H199ZM211 204H210V203ZM213 202H215L214 204H212ZM236 202H238L236 205L234 204V203H236ZM32 203V204H33ZM38 203H39V205H38ZM116 205H115V204ZM145 203H147V205H145ZM180 203V205H181V207H180V205L178 206V204ZM184 205V206H182V204ZM201 204V203H204V204H202L201 205V207H199L198 205L199 204ZM227 204L226 206L224 205V204ZM232 203V204H231ZM257 203H258V205H257ZM82 204V205H81ZM88 204V205H87ZM108 204V205H109ZM117 204H118V206L120 207V209H119V207L117 206ZM129 204V206H131V204H132V206L130 207V208H128L129 206H127ZM138 204V203H137ZM197 204V205H196ZM210 207V209H209V207L207 208V205ZM210 204V205H209ZM216 204H220V205H216ZM231 204V205H230ZM254 204H256L257 206H258V208H257V206H255ZM260 204V205H259ZM29 205V206H28ZM41 205H42V207H41ZM93 205H95L93 208H92V206ZM105 205V206H104ZM125 205H126V208H125ZM144 205V206H143ZM174 205H176V206H174ZM204 205V206H203ZM213 205H215V206H213ZM223 207H222V206ZM234 205V206H233ZM40 206V207H39ZM87 206V209L85 208ZM89 206H91V209H90V207ZM123 207V209H122V207ZM195 206H197L196 208H195ZM206 206V207H205ZM214 208H213V207ZM231 208H230V207ZM89 207V208H88ZM96 207V208H95ZM101 207H104V209H101ZM117 208V210H115L116 208ZM147 207H149V208H151L150 210L148 209V210H146L147 209ZM205 207V208H204ZM230 209H229V208ZM233 207V208H232ZM254 207V208H253ZM75 208V209H74ZM83 208H85L84 210H83ZM108 208V209H107ZM132 208H137V210L135 211V209H134V211L132 212ZM191 208L192 209H194V210H191ZM203 208V209H202ZM208 209V211H206L207 209ZM213 208V210H211ZM226 208V210H227V212H226V210L224 211V209ZM244 208L246 209V210H248L244 215V218H243V216H242V214H241V212L240 211H244ZM257 208V210H255ZM16 208L14 207V210H13V212H12V214L10 215V219L14 216V217H18V216H20V215H18L17 216V213H16V210H15ZM89 209V210H88ZM94 209H96L95 211H93ZM97 209H98V211H97ZM121 211L120 213H121V215H123L125 218H123L122 219V217H121V215L119 216V214L117 213V211H119V210ZM128 210L129 211V209H130V213H129V215L130 214H133L134 213V215H135V213L136 214H139V217L137 216V215H133V217L134 218H132L131 216L132 215H127V217H131V219L129 218L128 220L126 219L127 217L125 216L126 214H128L127 212L128 211H123V210ZM168 209V210H167ZM176 209V208H175ZM199 209V210H198ZM201 209H202V212H201ZM214 209L216 210V211H214ZM218 209H220V210H218ZM91 210V211H90ZM100 210H104V213H103V211H100ZM139 210H140V213H137V211L139 212ZM171 210V211H170ZM193 212L194 211V215L192 214L191 216L189 215V213L191 214V211ZM210 210V211H209ZM229 210V211H228ZM15 211V212H14ZM68 211H70V210H68ZM81 211H83V212H81ZM87 211H88V213H87ZM96 211L97 212H99V213H101V214H99V213H96ZM122 211L124 212L123 214H122ZM150 211V212H149ZM166 211H168V212H166ZM172 213V214H170L172 217H170V215L168 216V214L170 213V212ZM188 211V212H187ZM206 213H205V212ZM217 211H219V213L217 212ZM84 212H85V214H84ZM105 212H106V214H105ZM132 212V213H131ZM184 212H185V214H184ZM187 212V213H186ZM197 212V214H196V216H195V213ZM203 213V214H205L204 216L202 215H200V213ZM209 212H213V213H211V214H213V215H216V214H218L217 216H219V217H214V219H213V215L211 216V214H210V218L209 217H207V216H209ZM216 212V213H215ZM222 212V213H221ZM72 213V214H73ZM81 213L83 214L82 216H81ZM102 213H103V215H102ZM114 213H115V217L117 216V218H118V216H119V219H117V218H114V222H115V224H114V222L112 221V222H110V220L109 219H112V217L110 218L108 215H113V217H114ZM117 213V214H116ZM126 213V214H125ZM142 213V214H141ZM144 213V214H143ZM199 213V214H198ZM125 214V215H124ZM140 214L141 215H143L141 218H140ZM174 214V215H173ZM208 214V215H207ZM220 214V215H219ZM223 216H222V215ZM16 215V216H15ZM76 215V216H75ZM89 215V214H88ZM101 215L102 217H104V220H106V216H108L107 217V220L106 221H104L103 222V218H101V216L99 217V216ZM144 215L146 216L145 218H147V220L149 221H147V220H145L144 219ZM199 215L201 216L200 218H198L199 217ZM84 216V217H85ZM93 216L95 217V218H93ZM98 216V217H97ZM198 216V217H197ZM206 216V217H205ZM222 216V217H221ZM9 217V216H8ZM13 217V218H14ZM149 217V218H148ZM189 217V218H188ZM194 217H196V218H194ZM203 217V218H202ZM211 217H212V219H213V223H212V221L210 220L211 219ZM86 218H85V223H84V225H86V222H87V220H86ZM97 218V219H96ZM137 218V219H136ZM187 218V219H186ZM205 218H207V220L209 221H207L208 223H206V221L204 222V220H205ZM209 218V219H208ZM15 219V218H14ZM16 219H18V218H16ZM101 221L100 223H102V224H96L95 222H99V220ZM127 220V224L128 225H130L129 227H127L128 229L127 230H129L130 228L132 229V228H134V230H131V231H133V233L135 232V235H137V236H133V233L131 232V233H129V231H128V235L126 234V232L127 231H125L126 229H124V231H123V229L121 228L122 226L121 225H119L120 223H121V221L123 222V220ZM136 219V221H138V222H136V221H134L133 222V220H135ZM139 219H142V221H143V223H145V225H144V227H142V228H144L143 230H140L139 229V226H140V228H141V225H137L139 222L141 223L142 221L141 220H139ZM144 219V220H143ZM190 219H191V221H190ZM193 219V220H192ZM200 219V220H199ZM204 219V220H203ZM0 220H1V217H0ZM3 220V219H2ZM1 220V221H2ZM78 220L80 221V223H78ZM95 220H97V221H95ZM119 220V221H118ZM152 220V221H151ZM196 220V221H195ZM202 220H203V222H202ZM246 220V221H245ZM93 222V227L91 226V223ZM107 221H109L108 222V225L110 224V225H112V226H106V224H107ZM118 222V224H117V222ZM130 221V223H128ZM133 222V225H131L132 224V222ZM151 221V222H150ZM192 221H194V222H197V223H193ZM199 221H201V222H199ZM211 221V222H210ZM97 222V223H98ZM120 222V223H119ZM124 222V223H125ZM135 222H136V225H135ZM146 222H148V223H146ZM172 222H173V224L175 225H177V228L179 227V228H181V230H183V232L182 231H177V230H179V228L178 229H176V227H174V225L172 224ZM185 222H186V224H185ZM190 222H192L191 223V225H189L190 224ZM74 223V224H75ZM78 223V224H77ZM87 223H89V222H87ZM105 223V224H104ZM112 223V224H111ZM139 223V224H140ZM168 223V222H167ZM200 223H202V226L201 225H199ZM208 225H206V224ZM142 224V223H141ZM147 224V225H146ZM197 224V225H196ZM204 224V225H203ZM211 224V225H210ZM11 225V226H10ZM81 225V226H80ZM86 225V226H87ZM98 225V227H95V226H97ZM101 225V226H100ZM102 225H104V226H102ZM117 225L120 227H117ZM134 225L137 227H134ZM148 225H150L152 228L150 229L149 227H148ZM175 225V226H176ZM199 225V226H198ZM205 225H206V227H207V229H206V227H205ZM212 225L214 226V228L212 227ZM7 226V227H6ZM75 226V225H74ZM85 226V227H86ZM108 228H106V227ZM116 226V227H115ZM142 226H143V224H142ZM193 226V227H192ZM196 226H198V227H196ZM84 227V226H83ZM92 227V228H91ZM100 227H102L103 229L101 230L100 229ZM104 227L107 229H104ZM174 227V228H173ZM185 227V228H184ZM189 227H192V228H190V229H192V230H190L189 229ZM6 228H8V229H6ZM17 228V229H16ZM21 228L23 229V230H21ZM98 228V229H97ZM112 228V229H111ZM135 228H136V230H135ZM141 228V229H142ZM154 228H156V230H157V232H156V230L154 229ZM196 228H197V230H196ZM211 228V229H210ZM2 229V230H1ZM86 229V228H85ZM92 229V230H91ZM100 229V230H99ZM121 231H123L124 233H125V235H122V233L120 232V230ZM147 229V230H146ZM148 229L150 230V232H151V234L152 235H149L148 236V234H150V233H148L149 231H148ZM161 229H163V230H161ZM198 229H199V233H201V235L198 233ZM210 231H209V230ZM7 230V231H6ZM36 231L34 232V234L33 235H35V236H39V234H40V230H39V228H36L35 229ZM39 230V231H38ZM95 230H97L96 232L98 233H94V231ZM101 231L102 232V234H100L101 232H99V231ZM108 230H112L111 232H112V234L108 231ZM113 230H114V232H113ZM137 230H140V231H137ZM152 230V231H151ZM154 230V231H153ZM170 230V231H169ZM200 230H201V232H200ZM205 230H208V231H205ZM230 230V231H229ZM234 231L235 230V232H234V234L233 233H231V236L229 235V233L231 232V231ZM24 231V232H23ZM38 231V232H37ZM85 231H84V233H85ZM92 231H93V233H92ZM106 233H105V232ZM117 231H119V234H118V232ZM146 231V232H145ZM148 231V232H147ZM160 231V232H159ZM165 231V232H164ZM190 231H192V232H190ZM197 232V235L199 236H197L195 233ZM232 231V232H233ZM237 231H239V233L237 232ZM26 232V233H25ZM104 232V233H103ZM137 232H140V235H141V238H142V235H143V238L145 239H143L142 238V240H141V238L139 237L140 235L139 234H137ZM142 232V233H141ZM145 234H144V233ZM154 232V233H153ZM161 232H163L162 233V235L161 234H159V233H161ZM166 232H169V233H171L172 234V232H173V235H171V234H165ZM203 232V233H202ZM206 232V233H205ZM207 232H209V233H207ZM211 232V233H210ZM25 233V234H24ZM36 233H37V235H36ZM39 233V234H38ZM84 233H81V234H84ZM90 233H92V234H94V235H92V234H90ZM108 233V234H107ZM113 233H114V235L115 236H118V237H120V238H118V237H115V238H113ZM146 233H147V235H146ZM156 233V234H155ZM158 233V234H157ZM180 233V234H179ZM205 233V234H204ZM237 233V234H236ZM6 234V235H5ZM63 234V233H62ZM80 234V235H81ZM104 234V235H103ZM110 234V235H109ZM117 234V235H116ZM129 234H131L132 235V237H131V235L129 236ZM194 234V235H193ZM204 234V235H203ZM227 234H228V236H227ZM239 234V235H238ZM8 235V236H7ZM64 235V234H63ZM67 235V234H66ZM79 235V236H80ZM91 235L93 236V237H91ZM96 235V237H95V239H94V236ZM102 235H103V237H106V238H103L102 237ZM110 236V238H109V236ZM120 235H122V236H120ZM146 235V236H145ZM154 235H157V237H158V235H160V237H158V239H155V237H154ZM171 235V236H170ZM196 235V236H195ZM203 235V236H202ZM209 235V236H208ZM233 235H235L234 236V238L232 239L231 237H233ZM236 235H238V236H236ZM252 235V236H251ZM21 236V238L19 239V237ZM101 238H100V237ZM112 236V237H111ZM126 236V237H125ZM150 238L149 239V241H148V237ZM152 236V237H151ZM166 236H168V237H166ZM174 236V237H173ZM194 236V237H193ZM205 236L206 237H208V238H205ZM230 236V237H229ZM11 237V238H10ZM25 239H28V241L27 240H25ZM121 237H122V239H124L123 241H122V239H121ZM132 239H131V238ZM147 238V240H146V238ZM154 237V238H153ZM163 237H166V238H163ZM169 237H172V239H169ZM198 237V238H197ZM205 239H204V238ZM237 237V238H236ZM4 238H6V240L4 239ZM18 238V239H17ZM23 238V239H22ZM82 238V237H81ZM87 238V239H86ZM93 238V239H92ZM98 238V239H97ZM100 238V239H99ZM104 240H103V239ZM116 238H118V239H116ZM126 238V239H125ZM162 240H161V239ZM174 238V239H173ZM182 238V237H181ZM203 238V239H202ZM228 238V239H227ZM235 238H236V241H235ZM4 239V240H3ZM72 239H74L73 237H72ZM86 239V241L85 242H82V241H84ZM107 239V240H106ZM130 241H129V240ZM137 240V241H134V240ZM151 239H154V240H151ZM164 239H167V240H169V242H170V245L172 246V244H173V246L175 247V249H173L174 247L172 246H170L169 248H167V249H165L164 248V246H163V242H165V240ZM185 238H183V239H181V240H184ZM207 239V240H206ZM251 239H252V242H251ZM88 240H93V241H88ZM126 240H127V243H126ZM134 242H133V241ZM205 241V244H206V246L203 244L204 242L203 241ZM208 240H210L211 242L208 244L207 242H208ZM234 240V241H233ZM245 240V241H244ZM5 241V242H4ZM62 241V240H61ZM125 241V242H124ZM132 241V242H131ZM140 241V242H139ZM148 241V242H147ZM153 241V242H152ZM155 241H157L158 243H156ZM163 241V242H162ZM187 241H189V238H188V240ZM207 241V242H206ZM228 241V243H226ZM229 241H231L230 243H229ZM250 241V242H249ZM255 241V242H254ZM52 242H53V244H52ZM57 244H55V243ZM68 242V243H67ZM70 242H72V243H70ZM149 242H151V243H149ZM161 242V243H160ZM173 242V243H172ZM199 242H203L202 243V246L199 244ZM260 242V243H259ZM262 241L261 240H258V242H257V244L259 245V246H262V243H261ZM49 243H51V244H49ZM154 243V244H153ZM172 243V244H171ZM198 243V244H197ZM212 243H213V246H212V248L213 249H211L210 247V245H212ZM149 244H153V245H149ZM155 244L157 245V246H155ZM159 244H162V246L161 245H159ZM178 244H181L180 242L178 243ZM228 244H230V245H228ZM232 244H235V245H232ZM204 245V246H203ZM215 245V246H214ZM247 245V246H246ZM159 246V247H158ZM178 246V247H177ZM235 246V247H234ZM152 247H154V249H155V247H156V251H157V253H158V256L157 257H155L154 258V255H152L153 254V252L155 251ZM202 247V248H201ZM204 247H206V248H204ZM239 249H238V248ZM248 247H250V248H248ZM52 248H55V249H53L54 251H52V253H51V251H49V252H47V253H45L46 251H44V250H46V249H51L52 250ZM158 248H159V250H158ZM177 248H178V250L179 251H176L177 250ZM203 248L205 249V250H203ZM210 248L211 249V252L212 253H209L210 252V250L208 251V249ZM245 248V249H244ZM253 248V249H252ZM152 249V252H150V250ZM169 249H170V251L172 250H174L173 251V254H172V252H171V254L169 253ZM228 249H231V250H228ZM234 249V250H233ZM32 250H34L33 252L35 253L34 255H31V253H33V252H31ZM162 250L164 251V252H166V253H164V252H162ZM166 250V251H165ZM182 250V251H181ZM207 250V251H206ZM212 250H214V252L212 251ZM168 251V252H167ZM203 251V252H202ZM225 251H228V252H226L225 253ZM230 251H232V252H230ZM234 251V252H233ZM237 253H236V252ZM244 251H246V252H244ZM45 253V255L47 254V256L45 257L44 256V253ZM159 252L160 253H162V254H160L159 255ZM179 254H178V253ZM180 252L182 253V255H180ZM203 254H201V253ZM258 252V253H257ZM48 253H50V256H48L49 254ZM152 253V254H151ZM194 253V254H195ZM201 255H200V254ZM206 253H208V254H206ZM246 253V255H244ZM41 254H42V256H41ZM52 254V255H51ZM151 254V255H150ZM180 255V259L182 260H178L177 258L179 257V256H177V260L178 261H175L176 259H173V261H172V258H174V256H176V255ZM215 254H217V255H219L218 257H217V255H215ZM227 256H226V255ZM237 254V255H236ZM251 254H253V255H251ZM258 254H259V256H258ZM169 255H171V256H173V257H171V256H169ZM226 257H225V256ZM260 255H261V257H260ZM43 256H44V258L45 259H43ZM160 256H161V258H160ZM170 257V259H169V257ZM209 256V255H208ZM220 256H222L221 258H219ZM240 256V257H239ZM248 256V257H247ZM153 257V258H152ZM158 257H159V260H158ZM235 259H234V258ZM247 259H246V258ZM253 257V259H250V258H252ZM154 259V260H152V259ZM183 258H184V256H183ZM238 258V260H236ZM250 260H249V259ZM258 258V259H257ZM242 259H243V262H245V263H243V262H241L242 261ZM245 259V260H244ZM260 259V260H259ZM157 262H156V261ZM234 260H236V261H234ZM241 260V261H240ZM154 261V262H153ZM180 261H181V263H180ZM238 261V262H237ZM153 262V263H152ZM173 262V263H172ZM220 262H221V260H220ZM234 262H236V263H234ZM158 264V263H157ZM175 264H178V263H175ZM222 264H225L224 262H222Z\"/></svg>",
  "mask_w": 264,
  "mask_h": 264
},
{
  "label": "bare ground",
  "instance_id": "obj_2",
  "mask_svg": "<svg viewBox=\"0 0 264 264\" xmlns=\"http://www.w3.org/2000/svg\"><path fill=\"white\" fill-rule=\"evenodd\" d=\"M69 1H70V0H69ZM106 1H107V0H106ZM112 1H114V0H112ZM112 1L108 0V2H112ZM118 1H119V0H117V1L115 0V1L113 2V4L116 3V2H118ZM120 1H121V0H120ZM163 1H164V0H163ZM163 1H162V2H163ZM165 1H167V0H165ZM165 1H164V5H165V4H166V5H169V4H170V3H168V1H167V2H165ZM174 1H176V0H174ZM177 1H178V0H177ZM188 1H189V0H188ZM188 1H186V2H188ZM192 1H193V0H192ZM150 2H151V0L149 1V3H150ZM186 2H185V3H186ZM195 2H196V1H195ZM155 3H156V1H154V5H152L153 3H150V5H152L153 7H155V6H156ZM167 3H168V4H167ZM188 3H189V2H188ZM188 3H187V4H188ZM192 3H194V1H193ZM192 3H191V4H192ZM197 3H198V1H197ZM199 3H200V2H199ZM107 4H109V3H106V5H107ZM110 4H111V3H110ZM119 4H121V2H119ZM123 4H124V3H123ZM123 4H122V5H123ZM161 4H162V3H161ZM191 4H190V5H191ZM71 5H72V4H70V10H69L70 12H71V7H74V6H71ZM116 5H117V4H116ZM116 5H115V6H116ZM150 5H149V6H150ZM188 5H189V4H188ZM188 5H187V6H188ZM190 5H189V6H190ZM192 5H193V4H192ZM192 5L190 6L191 13L188 12V13L191 14V15H190L191 17L193 16V15H192L193 13H194V15H198V14H195V12L197 11L196 8H195L196 6H195V7L193 6V7H194V8H193ZM194 5H195V3H194ZM198 5H199V6H198ZM79 6H81V5H79ZM79 6H76V5H75V7H79ZM113 6H114V5H113ZM115 6H114V7H115ZM157 6H158V8H159V7H163L162 5H159V4H158ZM170 6H171V4H170ZM170 6H169V10L171 9ZM197 6H198V8L201 9L200 11H202V12L204 11V9L201 8V6H204L203 4H201V6H200V4H197ZM67 7H69V6H67ZM75 7H74L73 10H75ZM110 7L112 8V4L110 5ZM110 7H109V8H110ZM114 7H113V8H114ZM117 7H119V9H120V6H119V5H118ZM164 7H165V6H164ZM173 7H175V6H173ZM179 7H182V6H179ZM87 8H88V7H87ZM182 8H183V7H182ZM185 8H186V7H185ZM191 8H192V9H191ZM203 8H205V6H204ZM62 9H63V8H62ZM64 9H66V8L64 7ZM90 9H91V8H90ZM150 9H151V8H150ZM154 9H155V8H153V11H154ZM161 9H162V8H161ZM161 9H160V10H161ZM167 9H168V8H167ZM167 9L165 10V12L167 11ZM173 9H175V8H173ZM183 9H184V8H183ZM183 9H182V10H183ZM188 9H189V7H188ZM188 9H185V10L188 11ZM194 9H195L196 11H193V12H192V10H194ZM73 10H72V12H73ZM178 10H179V9H178ZM69 11L66 12V15L69 13ZM87 11H88V10H87ZM113 11H115V8H114ZM121 11H122V10H120V13H121ZM155 11H156V12H153V13H154L155 16H157V17H155L154 14H153V17H155L156 19L153 20V24L151 25V26L153 27V30H152V31H153V33H154V34H153L154 37H153V40L151 41V43H150L148 46H145V47H144L145 49L140 48V46L137 47L138 44H136V43L134 44L133 42H132V43H133L132 45H135V47H134V46H130V38H132V37L134 36L133 30L135 29V27H134V28L132 27L130 30L127 28V29L129 30V32L132 31V34H131V33L128 34V35H130V36L132 35V37L127 36V32H128V31H127L126 27H127V26L129 27V23H130V21H132L131 19H132V17H134V16L131 17V16L127 15L128 17H131V19L129 20V19H127L128 17L126 18V16L123 18V17H122V16H123L122 13H121V15H120V13H119V14H118V13L115 14L116 16H115V15H114V17L112 16L113 18H111V15H107L108 18H107L106 24H105V22H102V23H104V25L102 24L103 27H102L101 31H99V32H100V35H101V33H102V36H101V37H103V36H104L103 34L106 35L107 30H109L111 27H114V29H115V28H118V32H117L118 34H116V32H112V33H115L116 36H117V38H114V39H115V40H118V41L120 42V44H122L121 46H122L123 48H125V49H123L124 53L127 52V53H125V56H129V54H128V49H127L128 46H129V47H132V49H133V47H134V53H132V52H133V51H132V52H131L132 55L130 54V55H131V58H132V62H131V65L129 66L130 69L132 68L133 70H132V72H131L130 69H128V71H130L131 74H132V77H133V78H132L131 80H133V79L136 80V79H135L136 77L134 78V76H138V77H140L141 75H142L141 77H143L141 80H144V73H145V74L147 75V77H148V81L150 82V84L148 83L147 79H146V81H147V83H148L149 86L151 85V89H153V91H152V98H150V100L153 99V100H152V104L154 103L153 105L155 106V108H154V107H151V106L149 105L152 109L154 108V109H153L154 112H153L152 110H151V111H152V112H151L150 109H149L150 113H149V111H148V113H149V115L151 114V115H150V120L147 119V117L149 118L148 115H147V117H146L145 119H146L147 121H150V122H153V121H154L153 124H152L153 127L151 126V127H152L151 130H152V131L154 130V132H155L154 134L157 135V134H160L161 132L165 131V130H166V127H167L168 125H170V124L173 125V124H176V123H177V126H179L178 128H179L180 130H182V131L186 130V129H185V123H184V124L178 123L179 118L181 119V112L183 111L182 108L184 109V107H185V109H187V107H188V108L190 107L189 110L192 109L191 111H193L194 109H198V110H199V108L204 109L205 107H204V104H203V101H202L203 98L201 97V98H202V99H201V98L198 96L199 94H197V93H198V92H201L200 94H202V92H204V93L207 92V93H208L207 95H209V96L212 97V92H211V90H209V89L207 88V84H205L206 86H204V85H202V84H200V83H199V85H197V82H198V81H197V82H192V81H194V78H193V77L197 76V74H201V72H203V71L205 72V70H203V69H205V68H203L205 63L203 62L204 60H202V59L205 57V55H206V56H210V55H209V52H210L211 50H209V52L207 51L208 54H207V53H206V54L203 53V51H204L205 49H203V51H201L202 53H200V52L198 51V52H199V53H198L199 56H200V54H202V56H203V54H204V56H203L202 59H201V57H199V58L197 57V60L199 59V61H200V59H201L202 62L204 63V64H203V67H202V66H199V65H201V64L198 65L197 63H196V64H197L198 66H195V67H194V65H193V66H189V65L186 66V65H183V64H187V63H188L187 60H186L187 63L184 61V63L181 65V62H183L182 59L185 60V58L182 57V53L180 52V49H181V48H179V46H182V42H183V41H186V43H185L186 45L184 44V42H183V44L186 46V47L184 46L185 48H188L187 45H189V43H191V42H189V41H190L189 38L191 37V36L189 35V32H188V35H186V34H187V31H188V28L191 29L192 27H194V24H195V23L197 24V23H198L197 20H199V19H197V20H196L197 22H196V21L194 20V19H195L194 16H193V18L190 17V18H189V21H191V24H192L194 21H195V23H194L191 27H189V26H190V25L188 26V22H189V21H187V19H185L186 16H188V15H186L187 12L185 11V12H186V14H185V15H186L185 18H184L183 16L181 17V15H179V16L176 15V16H178V17H176V19L174 18V19H175L174 21L171 19V20L173 21V23H171V22H172L171 20H170L171 22L168 21L169 23H166V22H167L166 19H167L168 16L166 17V15H165L166 18H164V17L161 18V16H159V12H158L159 10L155 9ZM174 11H175V10H174ZM179 11H181V10H179ZM183 11H184V10H183ZM200 11H198V12H200ZM118 12H119V11H118ZM151 12H152V10H151ZM162 12H163V11H162ZM162 12H160V13H162ZM176 12H177V11H176ZM62 13H63V12H62ZM108 13H109V12H108ZM113 13H114V12H113ZM166 13H167V12H166ZM166 13H165V14H166ZM177 13H178V12H177ZM182 13L184 14V12H182ZM168 14H170L169 11H168ZM104 15H105V14H104ZM125 15H126V14H125ZM160 15H161V14H160ZM163 15H164V14H163ZM172 15H174V14H172ZM68 16H69V14H68ZM70 16L72 17V15H70ZM70 16H69V17H70ZM102 16H103V15H102ZM102 16H101V17H102ZM105 16H106V15H105ZM109 16H110V17H109ZM188 17H189V16H188ZM197 17H199V15H198ZM150 18H151V16H150ZM169 18H170V16L168 17V19H169ZM172 18H173V17H172ZM103 19H104V18H103ZM103 19H101V20H103ZM126 19H127V20H126ZM134 19H135V18H134ZM152 19H153V18H152ZM152 19H151L150 21H152ZM192 19H193V21H192ZM16 20H17V19L13 18V22H12V23H13V26L16 28V30L20 33L21 38L16 39V40L12 43L11 48H10L11 54L19 53V55L21 56V57H20L21 60L24 59V60L34 61L39 67L45 66V64H44V62H45V59H44V58H45V57H44V55L42 56V55L39 54V53L41 52V50L43 49V48H41L40 46L36 47V46L32 45V46H31V49H27V50L25 51V54H24L23 47H24V43H25V41H26V38H25V35H24L23 31L20 30V27H19V25H18L19 23H17ZM72 20H73V19H72ZM74 20H76V19H74ZM98 20H100V19H98ZM104 20H105V19H104ZM104 20H103V21H104ZM128 20H129V21H128ZM135 20H136V19H135ZM200 20H201V19H200ZM66 21H67V20H66ZM69 21H70V20H69ZM97 22H98V21L96 20L95 23H97ZM99 22H100V21H99ZM132 22H133V25H134V26L138 27V26H137L138 24L134 23V21H132ZM132 22H131V23H132ZM137 22H138V21H137ZM200 22H201V21H200ZM203 22H204V21H203ZM203 22H201V23H203ZM68 23H69V22H68ZM77 23H78V21H77ZM77 23H76V24H77ZM79 23H80V22H79ZM151 23H152V22H151ZM170 23H171V24H170ZM180 23H182V24L185 25V27H184V29H182V31H180L181 29H179V27H180L179 24H180ZM60 24H61V23H60ZM60 24H59V25H60ZM62 24H63V25H61V26H64V25H65L64 22H63ZM76 24L73 23V24H71V25L69 24V25L72 26L73 29H75V28H76ZM81 24H82V22H81ZM97 24H98V23H97ZM99 24H100V23H99ZM135 24H136V25H135ZM149 24H150V23H149ZM163 24H164V25H163ZM182 24H180V25H182ZM189 24H190V23H189ZM196 24H195V25H196ZM199 24H200V23H199ZM66 25H67V23H66ZM78 25H80V24H78ZM78 25H77V26H78ZM93 25H94V24L92 23L91 27H92ZM100 25H101V24H100ZM131 25H132V24H131ZM162 25L165 26V29H164V28H163V29L161 28ZM184 25H183V26H184ZM197 25H198V24H197ZM202 25H203V24H202ZM207 25H208V24H207ZM82 26H83V25H82ZM85 26H86V25H85ZM204 26H206V24H204ZM208 26H210V25H208ZM64 27H65V26H64ZM99 27H100V26H99ZM181 27H182V26H181ZM197 27H198V26H197ZM197 27L194 28V29L196 30ZM206 27H207V26H206ZM65 28H66V29H67V28L69 29L68 26H66ZM72 28H71V29H72ZM77 28H78V27H77ZM89 28H90V27H89ZM200 28L202 29L201 26H200ZM200 28H199V29H200ZM207 28H208V27H207ZM207 28H205V29L207 30ZM62 29H63V28H62ZM62 29H61V31H63ZM66 29H64L65 32H66ZM71 29H70V31H71ZM81 29H82V27H81ZM83 29H84V27H83ZM87 29H88V27H87ZM87 29L84 30V31L86 32ZM122 29H123V30H122ZM125 29H126V32H125ZM132 29H133V30H132ZM136 29H137V28H136ZM136 29H135V30H136ZM138 29H139V27H138ZM173 29H174V30L177 29V32H178V29H179L178 36H179L180 38H183V37H184V39H181V40H183V41H179V39H178V41H174V39H173V36H174V34H173ZM209 29H210V28H209ZM90 30H95V28H92V29L90 28ZM99 30H100V29H99ZM150 30H151V29H150ZM195 30H194V31H195ZM96 31H97V33H99V32H98V29H96ZM110 31H111V30H110ZM112 31H113V30H112ZM192 31H193V30H192ZM198 31H199V30L197 29V32H198ZM200 31H201V30H200ZM200 31H199V32H200ZM203 31H204V28H203ZM63 32H64V31H63ZM68 32H69V31H68ZM88 32H89V31H88ZM90 32H94V31H90ZM135 32H136V31H135ZM138 32H139V31H137L136 33L139 35L140 32H139V33H138ZM66 33H67V32H66ZM66 33H65V34H66ZM97 33H95V32L93 33V34H96L95 39H96V40H97V39L101 40L100 38L97 37ZM109 33H110V32H109ZM112 33H110V34H112ZM149 33H150V32H149ZM195 33H196V32H195ZM205 33L207 34V32H205ZM205 33H204V34H205ZM208 33H209V32H208ZM62 34H63V33L61 32V35H62ZM67 34H68V33H67ZM84 34L86 35L87 33H84ZM89 34H90V33H89ZM110 34L108 35V39L112 37V36L109 37ZM192 34H193L194 37H195V34H194L193 32H192ZM198 34H201V33H198ZM209 34H210V33H209ZM209 34H208V35H209ZM61 35H60V36H61ZM85 35H82V34H81V35H80L81 37H80V36H79V37H80L81 39H82V37H83L84 39H86V36H85ZM90 35H92V34H90ZM135 35H136V34H135ZM140 35H142V34H140ZM140 35H139V36H140ZM193 35H192V37H193ZM202 35H203V34H202ZM212 35H213V34H212ZM98 36H99V35H98ZM149 36H150V34H149ZM185 36H186V37H185ZM196 36H197V34H196ZM199 36H200V35H199ZM30 37L32 38L33 36H30ZM71 37H72V34H71V36H68V38H70V39H69L70 41L72 40ZM79 37H78V38H79ZM87 37H88V36H87ZM93 37H94V36H93ZM113 37H114V35H113ZM137 37H138V36H137ZM137 37L135 36L136 40H137ZM140 37H141V36H140ZM140 37H138V38H140ZM142 37H143V35H142ZM142 37H141V38H142ZM201 37H202V36H201ZM204 37H205V36L203 35V38H204ZM208 37H209V36H208ZM208 37H207V38H208ZM72 38H74V37H72ZM75 38H77V37H75ZM88 38H89V37H88ZM106 38H107V37H104L103 39H106ZM135 38L133 39V41L135 40ZM141 38H140V39H141ZM147 38H148V37H147ZM199 38H200V37H199ZM103 39H102V40H103ZM140 39H139V40H140ZM142 39H143V38H142ZM148 39H152V37H151V38H148ZM165 39H166V41H165ZM172 39H173V40H172ZM190 39H192V38H190ZM193 39H194V38H193ZM193 39H192L191 41H193ZM201 39H202V38H201ZM66 40H67V39H66ZM74 40H76V39H74ZM96 40H95V42H96ZM111 40H112V38H111ZM111 40H109L108 42L110 43ZM136 40H135L134 42H136ZM194 40H195V39H194ZM206 40H207V39L205 38V41H206ZM27 41H28V39H27ZM72 41H73V40H72ZM97 41H98V40H97ZM106 41H107V39H106ZM196 41H197V40H196ZM196 41H195V42H196ZM98 42H101V41H98ZM108 42H107V43H108ZM112 42H113V41H112ZM114 42H115V41H114ZM116 42H117V41H116ZM116 42H115L114 44H113V43H112V44L115 46ZM119 42H117V43L119 44ZM144 42H145V41H144ZM146 42H147V40H146ZM148 42H149V41H148ZM148 42H147V43H148ZM161 42H166V43H165L164 45H162ZM193 42H194V41H193ZM197 42H198V41H197ZM209 42H210V41H209ZM209 42H208V43H209ZM90 43H91V42H90ZM101 43H102V42H101ZM107 43L105 42V44H107ZM137 43H138V40H137ZM139 43H140V42H139ZM142 43H143V42H141V44H142ZM201 43H202V41H201ZM208 43L206 42V44H208ZM95 44H97V43H95ZM98 44H100V43H98ZM112 44H109V45L113 46ZM118 44H116V45L118 46ZM120 44H119L118 47H121ZM144 44H145V43H144ZM196 44H198V43H195V46H196ZM199 44H200V41H199ZM206 44H205V45H206ZM210 44H211V42H210ZM49 45H50V44H49ZM49 45L47 44L46 47H44L45 51H47V52H48L49 49H50V47H48ZM89 45L91 46V44H88V46H89ZM139 45H140V44H139ZM202 45H203V44H202ZM114 46H113V47H114ZM117 46H116V47H117ZM200 46H201V45H200ZM207 46H208V45H207ZM207 46H206V47H207ZM211 46H212V45H211ZM211 46H210V47H211ZM91 47H92V46H91ZM106 47H107V46H106ZM118 47H117V49L115 48L116 51H117V50H120V49H118ZM192 47H193V46L191 45V48H192ZM201 47H202V46H201ZM87 48H89V47H87ZM185 48H184V49H185ZM191 48H190L189 50H187V51H190V52H191V51H192ZM193 48H194V47H193ZM197 48H198V46H197ZM199 48H200V47H199ZM199 48H198V49H199ZM203 48H205V47H203ZM207 48H208V47H207ZM207 48H206V50H207ZM103 49H104V48H103ZM110 49H111V47H110ZM113 49H114V48H113ZM113 49H112V50H113ZM178 49H179V50H178ZM194 49H195V48H194ZM194 49H193V50H194ZM200 49H201V48H200ZM211 49L213 50L214 48H211ZM76 50H77V49H75L74 52H76ZM121 50H122V48H121ZM126 50H127V51H126ZM195 50H196V49H195ZM214 50H215V49H214ZM214 50H213V52L216 54L215 51H218V50H215V51H214ZM77 51H78V50H77ZM106 51H110V50L108 49V50H106ZM114 51H115V50H114ZM129 51H130V49H129ZM153 51L156 53L155 55H154V52H153ZM72 52H73V51H72ZM81 52H82V51H81ZM86 52H87V51H86ZM112 52H113V51H112ZM179 52H180V53H179ZM193 52H194V51H193ZM213 52H212V53H213ZM218 52H220V51H218ZM65 53L67 54L68 52H65ZM65 53H64V55H65ZM82 53H83V52H82ZM110 53H111V52H108L107 54L110 55ZM119 53H120V52H119ZM122 53H123V52H121V54H122ZM183 53H184V52H183ZM195 53H197V52H195ZM214 53H213V54H214ZM69 54H70V53H68L67 55H69ZM72 54H73V53H72ZM84 54H85V53H84ZM114 54H115V53H114ZM116 54H117V53H116ZM126 54H128V55H126ZM184 54H185V53H184ZM187 54H188V53H187ZM189 54L191 55V53H189ZM67 55H66L65 58H68V57H69V56L67 57ZM108 55H107V56H108ZM111 55H112V54H111ZM111 55H110V56H111ZM117 55H118V54H117ZM117 55H116V56H117ZM194 55H196V54H194ZM194 55H193V56H194ZM221 55H222V54H221ZM81 56H82V55H81ZM119 56H120V55H119ZM119 56H118V57H119ZM108 57H109V56H108ZM112 57H115V56L113 55ZM123 57H124V56H123ZM186 57H187V55H186ZM188 57H189V56H188ZM195 57H196V56H195ZM220 57H221V56H220ZM220 57H218V55H217V57L214 56L213 58L211 57V59H212V60L215 59V61H218V60H216V58H220ZM120 58H121V56H120ZM131 58H130V61H131ZM192 58H193V57H192ZM192 58H191V59H192ZM208 58H209V57H207V58L205 57L204 59L206 60V59H208ZM125 59H126V58H125ZM187 59H188V58H187ZM191 59H190V60H191ZM209 59H210V58H209ZM209 59H208V60H209ZM211 59H210V60H211ZM220 59H221V58H220ZM64 60H65V59H64ZM112 60H113V61H110V62H113V63H110V62H108V63H110V65L113 64V66H114V65H115L114 62L117 60V58H116V59H112ZM114 60H115V61H114ZM118 60H119V59H118ZM210 60H209V61H210ZM65 61H66V60H65ZM119 61H120V60H119ZM124 61H125V60H123V62L120 61L119 63H122L121 65L123 66ZM126 61H127V60H126ZM128 61H129V60H128ZM128 61H127V62H128ZM194 61H195V60H194ZM67 62H68V61H67ZM80 62L82 63V61H80ZM80 62H79V63H80ZM127 62H126V65H128ZM144 62H146V64H147L145 67H144V65H145ZM192 62H193V61H192ZM205 62H206V61H205ZM207 62H208V61H207ZM219 62H220V60H219ZM81 63H80V64H81ZM119 63L116 62V64H119ZM128 63H129V62H128ZM208 63H209V62H208ZM211 63H212V61H211ZM211 63H209L208 66H209V65L211 66L214 62H213L212 64H211ZM216 63H218V62H216ZM80 64H78V62H77V67H78V65L80 66ZM106 64H107V63H106ZM106 64H105V65H106ZM189 64H191V63H189ZM108 65H109V64H108ZM126 65L124 64V67H125ZM191 65H192V64H191ZM216 65H217V64H216ZM38 66H37V67H38ZM205 66H207V65H205ZM212 66H214V69H216V68L218 69L219 64H218V66H217L216 68H215V65H214V64H213ZM114 67H116V66H114ZM126 67H128V66H126ZM126 67L123 68V69H124L123 71L120 70V69H118V70H116V71H119V70H120V71H122V73H124V71L126 72V70H127ZM116 68H117V67H116ZM206 68H207V67H206ZM208 68H209V67H208ZM219 68H220V67H219ZM72 69H73V68H72ZM110 69H111V68H110ZM125 69H126V70H125ZM217 69H216V70H217ZM25 70L27 71V73H28L29 76L31 77L30 80H31L32 83H34V84H35V83H37V84H38V83L41 84V86H42V88H43V91H44V94H45V98H46V100H48V102H49V106L47 107V110H46L45 113H44L45 116H43V118H42V116H40V115H38V116L36 115V116H35L37 119H38V118H41V121L39 122V124H38V126H37V131L40 133V136H38V137H39V140H38V141H39V144H37V145H40V149H39V148H36L35 142L33 143V144L35 145V146H34V147H35L34 149H36V150L39 149L38 151H39V152H42L43 156L46 155V156H48V157H51V159H54V161H55V162H54L55 165H53L52 167H48V166H49V165H48V166H47L48 168H47L46 165H45L46 170L44 169L45 167H42V166H44V164H43V165L41 164V165H42L41 167L43 168V170H45V172H46L47 174H49L50 179H51L50 181H53V182L55 181L54 183H55V185H56V184L58 183L57 181L61 180V182H63V186H62V184H60V187L58 186L60 190L57 191V190H58V187H57V185H56L57 190H56V189H55V190H56V193H57V192H58V193L56 194L55 191H54V194L56 195L55 197H53V195H52V197H51L50 195H49L50 197H49V196H45V197H43L44 195H42V194H44V193L46 192L45 190L47 189V188H45L46 185H44V182H45V181L43 182V184H42V183H39L40 181L42 182V179H41L40 176H39V177L36 176V175L39 173L38 170L41 169V171H42V168L40 167V169H39V165H36V163L34 162V163H35V167L38 166L37 173L35 174V176L37 177V178L35 177V179H37V180L34 181V182H32V180L34 179V176H33V177L31 176L30 179H32V180H30V179L27 180V181L30 180L31 183H32V184H28V185H29L28 188H27V187L24 188L26 185H25L24 187L22 186L24 189H23L22 187L18 186L19 188H22V189H20L19 191H17V192H20V193L16 194L17 192H16V193L14 192V194H12V192H10V194L12 195V196H11V200H10V198H8V199L10 200V202L7 203V201H9V200H7V199H4L5 201H0V217H1V220L3 219L2 221L0 220V225H1L2 222H4V221H5V223L7 224V221H6V220H8V223H11L12 227H13V226H21V227H23V229H26V230H27V228L32 229V230H27V231H26V232H27V235H24V237L27 236L28 238H31V239H30V243H31V240H32V239H34V240H32V242H33V241L35 242V240H36V241L38 240V242H36L37 244L39 243V241L41 242V240L43 241V244H45V243L47 244V242H51V241H55L56 243H57V241H59L58 243L61 244V242L64 243V240H65V243H66V241L69 242V240H70V241H71V240H75L77 237H80V239L82 240L84 237H86L85 235L88 234V233L85 231V230H87V229L89 228V226H90V221H88V220L91 219V220L94 222V219H92V218L90 217V216L93 215L92 211L90 210V211H91L90 213H92V215H90V213H88V211H87V213L89 214V215L87 214V216H88L90 219L87 220V218H86L87 216L84 215L85 217L83 216V218L81 219V220H83V221L80 220L81 222H83V224L81 223V225H82V228H84V230L82 229L83 232H81V233H84V231H85V233H84V234H81V233L78 234V232L81 231V229L79 230V229H78L79 227H77V226H79L78 223H80V221L78 220V223H77L78 225H76V223H75L74 220L72 221V215L75 214V213H73V211H75V210H77V209L74 208L75 210L71 211L72 209H70L69 207H71L72 204H73V206H74V205H77V204L80 203V202H81V203L84 202V200H83V202H82V201L79 202V199L84 198V197L86 198L87 195H89L90 198L87 197V201H88L89 199H91L93 196H94V197L96 196V198H97V197H98V198L100 197L99 199H100V202H101V198H103V196H105L104 198H106V195H107V194H108L107 196H109L111 193H113L114 196L117 195L118 192L120 191V189H118V188H121V187L126 186V185H125L126 182L124 183V180H125V179L128 180V178H129V180H130V181L128 180L129 184H130V182H131V183L133 182V183H132V184H133V185H132V186H133L132 189L134 190V187H135V188H137V190H139V185H138V184H139V183H142V179H143L142 177H144L143 175H145L146 173L148 174V177L146 176V177L144 178L143 181H145L146 184H147V185L144 184V185H146L147 190H144V189H143V188H145L144 185H142L143 188H141V187H140V188L143 189L144 191H148V190L151 189V188H150V187H152L151 185L154 184V186H155V190H156V189H157V190H156V191L153 190L152 192H150L151 190L148 191V192H150L151 194L153 193L152 195H153V199H154V200L157 199V198L159 197L158 195H160V194L162 195V193L164 194V193L170 192V191H166V190L164 189V187H162V184H161V187H162L163 190H165V191H161V188L159 189V187H160V180L163 181V180H162V177H160L162 174H161V172H160L161 175H160V174L156 175V174H157L159 171H161L160 167H161L162 165L160 166V165H158V163H157V165L160 166V167H158L159 170L157 171V173H155L156 170L158 169V168L156 169V165H155V167H153L152 169H150V170H148V171H147V169H146L147 165H149V167H147V168H150V167L153 166V164H156V163H153V161H151V160L154 158L155 155H153V154H155L157 150H155V153H153V154H152V151H154V150H151V156L153 155V158H151V156H149V157L151 158V159L148 158V159H149V160H148V161H149V164H148V162H146L145 158H144L145 161H144L143 158H142V160H143L144 162H143V161H140V163H143V165H144V163L146 162V163H145L146 166H143V165L140 166V165H138L139 163H136V162H138V161H134V160H133L135 164L133 165V163H132L131 167L129 166V167H128L129 169H127V170L125 169L127 166H126V167L123 166L124 168H121V167H120L122 170L125 169L123 172L120 173V170H121V169H119V168L116 167V165H115L116 169H114V171H117V172H118V170H117V168H118V169H119V173H120L119 176L116 175L117 177H120V179H119V183L117 182V184L119 185V187L115 185V182H114V180H113L115 177H114L113 179H111L112 176L110 175V176H111V177H110V176L107 175L109 172H108V173L106 172L105 169H107V168H105V166H104V167H102V166H101V167H100V166H97V163H98V162H99V163L102 162V159H101V158H102L103 156L101 157V155H103V153L105 152V150L102 151L103 153L100 154V152H98V154H97V158H98V155H100V157H99L98 159H101V162H100V160L98 161V160L96 159L97 163H96V161H94V162L91 164V163H90L91 161L89 162L88 160H90V159L88 158L87 161H88L89 163L87 162L86 165H88V164H89V165H88V166L85 165V167L83 166L84 168L82 167V169H81V167H80L79 171H78V169L76 170V171H77V174H76V175L73 174V175H75L74 177H71V175H70V178H68L69 175L67 176V175L64 173V171L67 170L66 167H67L69 164H70V166L74 164V163H73L74 161H73V162L71 161L72 157H70V156H73V155L75 154V152H76L77 156L80 157L81 154H82V152H80V151H78V150H77V151H74L75 149H74V144H73V133H69V132L67 133L64 129L60 128L58 122H57V125H56V120H57L58 117L60 116V115L58 116V114H56V113H58V111L60 110V107H63L66 103L68 104V102H69L68 100H69V99H70V101H71V100H74V99H72V98H73V97H72L73 94H72V95H69V96L67 95V97H65V99H61V100H59V102L54 103V102H52V100H51V98H52V87H51V81H50L47 77H45V78H46L45 80H41V81H40L38 75L36 74V71L33 69V66H32V68H31V64H29V63L25 64ZM74 70H76V67L74 68ZM74 70H72V74H71V75H73V71H74ZM107 70H109V69H107ZM190 70H191V72H192L193 74H191V73L189 72ZM212 70H213V69H212ZM111 71L114 72L113 68L111 69ZM206 71H207V70H206ZM209 71H211V70H209ZM213 71H214V70H213ZM74 72H75V71H74ZM93 72H94V71H93ZM104 72H105V71H104ZM130 72H129V73H130ZM186 72H188V73H190V74L192 75V77H191V75H189V77H191L192 79L189 78L188 75L186 76V74H187ZM215 72H216V71H215ZM217 72H218V71H217ZM84 73H85V70H84ZM107 73H110V71L107 72ZM107 73L105 72L106 76H107V75L109 76V75H111V74L113 75L112 72H111V74H107ZM119 73H121V72H118V74H119ZM126 73H128V72H126ZM129 73H128V74H129ZM185 73H186V74H185ZM209 73H211V72H209ZM209 73H207V74H209ZM75 74H77V73L75 72ZM96 74L98 75V73H96ZM105 74H104V75H105ZM116 74H117V72H116ZM214 74H215V73H214ZM92 75H93V74H92ZM104 75H103V76H104ZM123 75L126 76L125 73H124ZM123 75H121L122 77L120 76L121 79L124 77ZM139 75H140V76H139ZM202 75L204 76L205 73H204V74L202 73ZM210 75H211V74H209V76H210ZM86 76H87V74H86ZM86 76H83V78H84V77L86 78ZM95 76H96V75H95ZM108 76H107V77H108ZM113 76H114V75H113ZM203 76H202V77H203ZM211 76H212V75H211ZM79 77H81V76H79ZM97 77H98V76H97ZM116 77H117V76H115V79H116ZM199 77H200V76H199ZM204 77H206V75H205ZM204 77L202 78L203 80H204ZM207 77H208V76H207ZM207 77H206V78H207ZM217 77L219 78V75H218ZM88 78H89V77H88ZM95 78H96V77H94V76L90 77V80H92L91 84H93V83H95V84H96V83H100L99 81H98V82L95 81ZM98 78H99V77H98ZM98 78H96V79H98ZM105 78H106V77H105ZM108 78H110V77H108ZM111 78H112V76H111ZM130 78H131V77H130ZM195 78H196V77H195ZM215 78H216V77H215ZM81 79H82V78H81ZM106 79H107V78H106ZM106 79H105L104 81L107 82L108 80H106ZM123 79H125V77H124ZM139 79H140V78H139ZM189 79L191 80V81H190L191 83H189ZM196 79H197V78H196ZM208 79H209V78H208ZM210 79H211V77H210ZM219 79H220V78H219ZM219 79H218V80H219ZM82 80H83V79H82ZM100 80H101V79H100ZM125 80H126V79H125ZM200 80H201V79H200ZM102 81H103V77H102ZM102 81H101V82H102ZM109 81H110V79H109ZM112 81L114 82V80H112ZM123 81H124V80H123ZM146 81H145V82H146ZM195 81H196V80H195ZM201 81H202V80H201ZM201 81H200V82H201ZM204 81H205V80H204ZM204 81H203V82H204ZM208 81H210V80H207L206 82H208ZM214 81H215V80H214ZM216 81H217V80H216ZM220 81H221V80H220ZM220 81H219V84H220ZM81 82H82L81 84H84L85 86H87V84L89 85V83H90L89 79H85L84 81H81ZM88 82H89V83H88ZM117 82H118V79H117ZM120 82L122 83V81H120ZM134 82L138 83L139 80H138V82H137V81H133L132 84H133ZM206 82H205V83H206ZM102 83H103V82H102ZM104 83H105V82H104ZM107 83H108V82H107ZM110 83H111V82H110ZM110 83H108V84H110ZM114 83H115V82H114ZM121 83H118V84L120 85ZM125 83H126V82H125ZM128 83H129V82H128ZM143 83H144V81H143ZM147 83H146V84H147ZM193 83H194V84H193ZM215 83H216V82H215ZM217 83H218V82H217ZM222 83H223V82H221V84H222ZM118 84H117V86H118ZM122 84H123V83H122ZM122 84H121V86H123ZM140 84H141V82H140ZM140 84H139V85H140ZM190 84L193 85V88H192V86L190 87ZM211 84H212V83H211ZM79 85H80V84H79ZM103 85L106 86L107 84L105 83V84H103ZM111 85H112V83H111ZM114 85H115V84H114ZM126 85H128V87H129V85H131V81H130V84H126ZM214 85H215V84H214V82H213V86H214ZM90 86H91V85H90ZM96 86H98V85H96ZM96 86H95V87H96ZM99 86H101V88L103 87L101 84H100ZM99 86H98V88H99ZM115 86H116V85H115ZM135 86H136V85H135ZM143 86H146V85H142V87H143ZM80 87H82V86H80ZM80 87H79V88H80ZM92 87H93V86H91V88H92ZM109 87H110V85H109ZM109 87H107L106 89H110ZM112 87H113V86H112ZM124 87H125V86H124ZM130 87H131V86H130ZM183 87H184V88H188V87H190L192 90H193V89L195 90V91H194L195 93H194L192 90H191V91H188L189 88L186 90V89H184ZM214 87L216 88L215 90H217V89L221 90L220 88L223 87V85H221L220 88H217V86H214ZM87 88H88V87H87ZM91 88H89V89H91ZM98 88H96V89L98 90ZM114 88H115V87H114ZM117 88H118V87H116L115 90H114L112 93H115V91H117ZM122 88H123V87H122ZM138 88H139V87H138ZM146 88H147V87H146ZM211 88H213V87H210V89H211ZM83 89H85V88L83 87ZM102 89H104V88H102ZM102 89H101V90H102ZM112 89H113V88H112ZM125 89H126V88H125ZM133 89H134V87H132L131 90H133ZM140 89H141V88H140ZM147 89H148V88H147ZM87 90H88V89H86L85 92H87ZM94 90H95V89H94ZM101 90H100V91H101ZM118 90H119V89H118ZM121 90H122V89L120 88V91H119V92L117 91V92L120 93V92H122ZM136 90H137V88H136ZM142 90H143V88H142ZM144 90H145V89H144ZM213 90H214V89H212V91H213ZM125 91H126V90H125ZM127 91H129V89H127ZM137 91H140V90H137ZM146 91H147V90H146ZM146 91H145V92H146ZM149 91H150V90H149ZM149 91H147V93L144 92V94H148ZM85 92L83 91V93H85ZM95 92H96V90H95ZM98 92H99V90H98ZM110 92H111V90H110ZM135 92H136V91H135ZM142 92H143V91H142ZM220 92H221V91H220ZM80 93H81V92H80ZM103 93H104V92H103ZM107 93H109V92H107ZM112 93H111L112 97L116 96L115 94L113 95ZM122 93H123V92H122ZM122 93H121V94H122ZM124 93H125V92H124ZM130 93H131V92H130ZM136 93L139 94V97H140L141 99L144 98V97L147 98L148 96L150 97V95H148V96H144V94H143L144 97H141V96H142V95L140 96V93H141V92H136ZM216 93L219 94L218 91H217ZM70 94H71V93H70ZM94 94H95V93H94ZM94 94H93V92H92V95H94ZM99 94H100V93H99ZM99 94H96V95H99ZM126 94H129V92L126 93ZM131 94H132V93H131ZM133 94H135V93H133ZM218 94H217L216 96H218ZM86 95L88 96L89 94H86ZM96 95H95V96H96ZM103 95H104V94H103ZM106 95H108V94H106ZM111 95H110V97H111ZM203 95H205V94H203ZM65 96H66V95H65ZM80 96L82 97V96H84V95L81 94ZM80 96H79V98H80ZM99 96H102V95H99ZM117 96H118V95H117ZM120 96H121V95H120ZM123 96H124V95H123ZM135 96H136V95H135ZM229 96H230V95H229ZM85 97H86V96H85ZM103 97H104V96H103ZM103 97H102V98H103ZM107 97H108V96H107ZM112 97H111V98H112ZM129 97H130V96H129ZM129 97H128V99H129ZM131 97H132V96H131ZM136 97H137V96H136ZM149 97H148V99H145V98H144V101H145V100H146V101L149 100ZM204 97H205V96H204ZM213 97H215V95H214ZM213 97H212V98H213ZM90 98H91V96L89 97V100H88V98L86 97V99L88 100L87 105L89 104L90 107L96 105V104H94V105H90V104H91V103L89 102V101H90ZM94 98H95V97H94ZM100 98H101V97H100ZM114 98H117V97H114ZM137 98H138V97H137ZM140 98H139V99H140ZM80 99H81V98H80ZM98 99H99V98H98ZM119 99H120V98H119V96H118V100H119ZM126 99H127V98H123L122 100H126ZM128 99H127V100H128ZM130 99L132 100V98H130ZM130 99H129V100H130ZM204 99H205V98H204ZM204 99H203V100H204ZM213 99H214V98H213ZM217 99H218V98H217ZM227 99H228V97H227ZM4 100H6V99H4ZM4 100H2V101H4ZM7 100H8V99H7ZM75 100H76V99H75ZM82 100H83V98H82ZM92 100H93V102H94L95 100L98 101L97 103H99V101H100V99L97 100V98H95V100H94V99H92ZM92 100H91V101H92ZM104 100H105V99H104ZM110 100H111V99H109V101H108V100H107V101H108L109 103H112V102H110ZM113 100L116 101L115 99L112 98V101H113ZM122 100H121V101H122ZM129 100H128V102H129ZM133 100H135V99H133ZM136 100H137V99H136ZM150 100L148 101L149 103H150ZM205 100H206V99H205ZM76 101H77V100H76ZM101 101H102V100H101ZM107 101H105V102H107ZM114 101H113V103H116V104H114V105L117 106V101H116V102H114ZM119 101H120V100H119ZM142 101H143V99H142ZM144 101H143L142 103H144ZM146 101H145V102H146ZM208 101H209V100H208ZM211 101H212V100H211ZM211 101H210V102H211ZM4 102H5V101H4ZM7 102H8V101H7ZM7 102H6V104L9 105V108L6 107V108H7V109H6V108H3V107H2V102L0 101V156L2 157V158L0 157V159H1L2 161H4V159H5V157L2 156L3 153L6 152V153L9 154V153H10V148H11V149H12V147H13L14 149L16 148L15 145H17V144H16L17 142L15 143V140H16V139L13 138V136H14V135H13V131H14V129L17 127V126H15V125H16V124L18 125V123H19V121H20V119L18 118V116L20 115V113H22V109L20 110V108H18V105H20L18 102H13V100H12V102H11V101H10L9 103H7ZM72 102H73V101H72ZM80 102H81V101H80ZM80 102H79V103H80ZM124 102H125V104H128L126 101H124ZM133 102H134V101H133ZM135 102H136V101H135ZM135 102H134V104H135ZM138 102L140 103V101H138ZM205 102H207V100H206ZM218 102H219V101H218ZM75 103H76V102H75ZM82 103H83V102H82ZM85 103H86V102H85ZM85 103H83V104H85ZM94 103H95V102H94ZM118 103H119V102H118ZM120 103H121V102H120ZM131 103H132V102H131ZM146 103H147V102H146ZM149 103H147V105H148ZM207 103H208V102H207ZM214 103H215V102H214ZM83 104H81V106H82ZM99 104H100V103H99ZM99 104H98V105H99ZM106 104H108V103H106ZM121 104H122V103H121ZM129 104H130V103H129ZM104 105H105V103H104ZM111 105H113V104H111ZM122 105H123V104H122ZM205 105H206V103H205ZM214 105H215V104H214ZM6 106H7V105H6ZM83 106H84V105H83ZM83 106H82V108H81V107L79 108V109H82L80 112L83 111V108H84L86 105H85L84 107H83ZM102 106H103V105H101V107H102ZM105 106H106V105H105ZM105 106H104V107H105ZM120 106H121V105H120ZM129 106H130V105H129ZM131 106H132V104H131ZM133 106H135V105H133ZM136 106L139 107V104H136ZM143 106H146V104L144 103ZM107 107H108V106H107ZM111 107H113V106H111ZM118 107H119V105L117 106V108H118ZM122 107H123V106H122ZM138 107H136V108L138 109ZM99 108H100V106H99ZM99 108H98V109H99ZM102 108H103V107H102ZM114 108H115V106H114ZM114 108H113V109H114ZM127 108H128V106H127ZM133 108H134V107H133ZM140 108H141V107H140ZM79 109H78V110H79ZM104 109H105V108H104ZM104 109H103V110H102V109H99V111H101V112H100V113H101V117H103V118H105L106 115H108L109 112H108L107 110H108V109H111V108L108 107L106 110H104ZM115 109H116V108H115ZM124 109H125V108H124ZM124 109H123V110H124ZM128 109L132 110V107H131V108H128ZM144 109H145V108H144ZM144 109H141V110H144ZM111 110H112V109H111ZM111 110H110V111H111ZM123 110H122V111H123ZM139 110H140V109H139ZM139 110H138V111H139ZM200 110H201V109H200ZM204 110H206V109H204ZM204 110H202V111H204ZM99 111H98V112H99ZM113 111H114V110H113ZM116 111H117V109H116ZM119 111H121V108H119ZM138 111H137V112H138ZM180 111H181V112H180ZM191 111H190V112H191ZM194 111H195V110H194ZM196 111H197V110H196ZM196 111H195V112H196ZM64 112H65V108L63 109V113H64ZM83 112H84V114H85L87 111H83ZM83 112H82V113H83ZM88 112H91V111H88ZM111 112H112V111H111ZM117 112H118V111H117ZM123 112H124V114L126 113V111H123ZM127 112H128V111H127ZM137 112H133V114H134V113H137ZM199 112H200V111H199ZM78 113H79V112H78ZM91 113H92V112H91ZM94 113H96V112L94 111ZM94 113H92V114H94ZM113 113L116 114V116L119 115V114H117V113H115V112H112V114H113ZM118 113H119V112H118ZM129 113H130V112H129ZM139 113H141V112L139 111ZM143 113H144V111H143ZM143 113H142V115H144ZM188 113H189V112H188ZM193 113H194V112H193ZM200 113H201V112H200ZM18 114H19V115H18ZM79 114H81V113H79ZM86 114H89V113H86ZM124 114L122 115L121 112H120V115L123 116V118H124V116H125ZM126 114H127V113H126ZM133 114H132V112H131V115H130V116H131L132 118H133V116H132ZM146 114H147V113H146ZM146 114H145V115H146ZM190 114H191V113H190ZM197 114H198V113H197ZM95 115H96V114H95ZM109 115H111V114L109 113ZM134 115H135V118H136V117H137L136 114H134ZM186 115H188V114L186 113ZM195 115H196V114H195ZM195 115H194V116H195ZM257 115L259 116V115H262V114H261L260 111H258V112H257ZM20 116L22 117V115H20ZM83 116H86V115H83ZM88 116H89V115H88ZM88 116H86L87 118L84 117L85 121L87 120L88 122H94V121L98 120V118H96L98 115H97V116H94V117H92V118H91V117L88 118ZM99 116H100V115H99ZM99 116H98V117H99ZM112 116H113V119L110 118V121H109V122H111V120H114V119L118 118V117L114 118V115H112ZM138 116H139V117H142V118L145 117V116H144V117L141 116V114L138 115ZM183 116H184V115H183V113H182V117H183ZM189 116H191V115H189ZM32 117H34V116L23 117V119H28V118H29V119H31V121L29 122V124L23 123V124L21 125V127H25L26 130H31V127L34 126V124H33V122H32V119H33ZM79 117H80V116H79ZM81 117H82V115H81ZM81 117H80V118H81ZM101 117H100V118H101ZM107 117H108V116H107ZM119 117H120V116H119ZM125 117H129V116L127 115V116H125ZM139 117L136 118V119H139V120H140V121H137V122H136L137 125L140 124V122H141V118H139ZM184 117H185V116H184ZM184 117H183V118H184ZM195 117H196V116H195ZM185 118H188V117H185ZM101 119H102V118H101ZM108 119H109V118H108ZM189 119L192 120V118H189ZM76 120H77V119H76ZM82 120H83V119H82ZM120 120L122 121L123 119H120ZM125 120L127 121L126 118H125ZM151 120H153V121H151ZM181 120H182V119H181ZM183 120H184V119H183ZM186 120H187V119H186ZM79 121H81V120H79ZM83 121H84V120H83ZM100 121H101V120H100ZM102 121H104V120H102ZM106 121H107V120H106ZM106 121H104V122L106 123ZM115 121L118 122L119 120H118V121L115 120ZM121 121H120V122H121ZM123 121H124V120H123ZM126 121H125V123H126ZM142 121H143V120H142ZM193 121H194V120H193ZM12 122H13V123H12ZM109 122H108V123H109ZM113 122H114V121H112V123H113ZM116 122H114V123H116ZM120 122H119V123H120ZM138 122H139V123H138ZM150 122H149V123H150ZM179 122H181V121H179ZM183 122H184V121H183ZM11 123L13 124L12 126H11ZM119 123H117V124H119ZM125 123H124V125H125ZM134 123H135V121H134ZM136 123H135L134 125H136ZM142 123H143V122H141V124H142ZM146 123H147V124H145V125L142 124V125H143V126H148L149 123H148V122H146ZM186 123H187V121H186ZM192 123H193V122H192ZM103 124H104V123H103ZM110 124H111V123H109V125H110ZM117 124H116V125H117ZM121 124H122V123H121ZM121 124H119V125L121 126ZM141 124H140V125H141ZM150 124H151V123H150ZM189 124H190V123H189V120H188V125H187V126H188V129H189V127H190ZM261 124L264 125V117L261 118V121H259V122H255L254 129H258V128L260 127ZM104 125H105V124H104ZM112 125L114 126L115 124H112ZM112 125L110 126L111 128H112ZM116 125H115V129H116V127H117ZM119 125H118V126H119ZM140 125H139V126H140ZM142 125H141V126H142ZM190 125L192 126V124H190ZM193 125H194V124H193ZM262 125H261V126H262ZM56 126H57V129L54 130V128H55ZM126 126H128V124H127ZM139 126H138V127H139ZM174 126H175V125H174ZM177 126H176V127H177ZM180 126H181V127H180ZM197 126H198V125H197ZM110 127H109V128H110ZM124 127H125V126H124ZM131 127H132V126H131ZM131 127H130V128H131ZM133 127L135 128L136 126H133ZM138 127H137V128H138ZM192 127H196V125H194V126H192ZM33 128H34V127H33ZM111 128H110V130L112 131V129H114V128H112V129H111ZM119 128H120V127H119ZM146 128H147V131H149V130H148L149 127H146ZM178 128H177V129H178ZM139 129H140V131H139ZM139 129H138L139 132H137V131H134V132H137V133H134V132H133L134 136H135V134H136V136H137L136 139H135V137H134L135 140L138 139V141H139L140 138L145 140V138H146V140L149 141V139L151 140L152 137H153L154 139L156 138V137H155L156 135L153 136V132H152V135H151L150 132H149V134H150L152 137H149V138H148V137L146 136V133L144 134V131H146V130H144L145 128L143 129V127H141V128H139ZM167 129H169V132H170V128H167ZM172 129H173V128H172ZM172 129H171V131H172ZM175 129H176V128H175ZM190 129H191V131L193 130V128H190ZM190 129L187 130V132L190 131ZM120 130H121V129H120ZM120 130L118 131V132H119L118 135H119V134H123L126 130H129V128H128V129H124L125 131H123V126H122V130H121V131H123V133H120ZM134 130H135V129H134ZM151 130H150V131H151ZM194 130H195V131H200V130H196V128H194ZM15 131H16V130H15ZM116 131H117V129H116V130H113V133L115 134ZM129 131H130V130H129ZM147 131H146V132H147ZM166 131H167V130H166ZM166 131H165V132H166ZM175 131H176V130H175ZM182 131H181V132H182ZM191 131H190V132H191ZM127 132H128V131H126L125 133H127ZM130 132H131V131H130ZM167 132H168V131H167ZM173 132H174V131H173ZM181 132H180V133H181ZM190 132H189V133H190ZM15 133H16V132H15ZM163 133H164V132H163ZM183 133H184V132L181 133V134H182L181 136H183ZM32 134H33V133H32ZM32 134L30 133V135H32ZM116 134H117V133H116ZM116 134H115V135H116ZM127 134H128V133H127ZM131 134H132V133H131ZM164 134H166V133H164ZM164 134L162 135V133H161V135L163 136V138H162V136H161V138L163 139V140H162L163 142H164ZM170 134L172 135L171 132H170ZM173 134H174V133H173ZM175 134H176V132H175ZM175 134H174V135H175ZM178 134H179V132H178ZM178 134H177V136H178ZM12 135H13V136H12ZM17 135H18V134H17ZM115 135H114V136H115ZM118 135H117V136H118ZM166 135H167V134H166ZM166 135H165V136H166ZM179 135H180V134H179ZM186 135H187V134H186ZM189 135H193V139H192V137H191V140H192V141L195 139V140L193 141L194 143L192 142V144H195L196 141H197V143H198L199 145L202 144L203 142H206V141L203 139V134H202V133H199V132H198V133L191 132ZM19 136H20V135H19ZM21 136H22V135H21ZM27 136L29 137V135H27ZM81 136H82V135H79V137H81ZM108 136H109V135H108ZM110 136H111V135H110ZM123 136H124V134H123ZM125 136H126V135H125ZM128 136H129V135H128ZM128 136H126L127 139H128ZM144 136H145V138H143ZM158 136H159V135H158ZM187 136H188V135H187ZM205 136H206V134L204 135V137H205ZM17 137H18V136H17ZM84 137H86V136H84ZM103 137H104V134H103L102 138H103ZM111 137H112V136H111ZM111 137H107L108 139H106V140H109ZM129 137H131V136H129ZM168 137H170V136H168ZM171 137H172V136H171ZM171 137H170V139H171ZM174 137H175V136H174ZM179 137H180V136H179ZM184 137H185V136H184ZM189 137H190V136H189ZM15 138H16V136H15ZM82 138H83V137H82ZM86 138H87V137H86ZM114 138H115V137H114ZM114 138H113V139H114ZM147 138H148V139H147ZM157 138H158V137H157ZM157 138H156V139H157ZM161 138L159 137L158 140L160 141ZM37 139H38V138H37ZM113 139H111L110 141L113 142ZM118 139H120V137H118ZM121 139L124 140V138L122 137V135H121ZM127 139H126V140H127ZM131 139H132V138H131ZM131 139H130V140H131ZM156 139H155V141H156ZM174 139H175V138H174ZM189 139H190V138H189ZM223 139H225V140H224L223 142L221 141L222 143H219V142H218L219 144H216V143H215L216 145H215V144L208 145V146H207L206 144H205V145H204V144H203V145H200V146H203V147H198L197 145H195V146H197V148L195 147L196 149H194V150H196V152H197L199 155L194 151V152L196 153V155H193V156H195V158H197L196 156H200V157H202V158H203V162H204V161L207 162L208 159H209L208 163H210V165H211V164H214V165L216 164V167L221 166L222 164H221L220 162L223 161V163H224V160L222 159V160L220 161V159L222 158V156H224V154H225V156H228V155H230V151H232V150L242 149V145H243V142L237 141L236 139H235L236 141H231V140H230V137L228 138V139L230 140V141H229V140L227 139V136H226L225 138L223 137ZM223 139H222V140H223ZM233 139H234V138H233ZM233 139H232V140H233ZM32 140H34V139H32ZM32 140H31V141H32ZM54 140H55V142H54ZM102 140L104 141L105 138H103ZM114 140H115V142H116L117 139L115 138ZM126 140H125V141H126ZM172 140H173V139H172ZM227 140H228V141H227ZM16 141H17V140H16ZM38 141L36 140V142H38ZM110 141H108V144L110 143V144L112 145V143H111ZM117 141H119V140H117ZM127 141L129 142V140H127ZM127 141H126V142H127ZM140 141H142V140H140ZM140 141H139V142H140ZM159 141H156V142H159ZM9 142H10L11 144H10ZM29 142H30V140H29ZM115 142H114V143H115ZM121 142H123V141L121 140ZM126 142H125L124 144H129V143H130V142H129V143H128V142L126 143ZM136 142H137V141H136ZM139 142H138V144H139ZM144 142H145V141H144ZM144 142H142V143H144ZM174 142H175V140H174ZM174 142L170 140V143H171V144L174 143ZM189 142H190V140H189ZM189 142H186V143H187L186 145L190 147V145H191L190 143H191V142H190V143H189ZM103 143H104V142H103ZM105 143H107V141H105ZM117 143H118V142H116V146L114 145V147H115L114 149H115V150L118 148V147H117ZM133 143H134V142H133ZM153 143H154V142H153ZM153 143H151V144L153 145ZM165 143H166V139H165V142H164L163 144H165ZM167 143H168V142H167ZM170 143H169V144L162 145V146H166V145H168V146L170 147V146H171ZM188 143H189L190 145H188ZM197 143H196V144H197ZM14 144H15V145H14ZM138 144H137V145H138ZM145 144H147V143H145ZM149 144H150V143H149ZM159 144H161V143H158V145H159ZM135 145H136V144L134 143V145H132V146L135 147ZM141 145H142V144H141ZM152 145H146V146H147V147H145L146 150L148 149V146H151V147L149 148V149H151V148H154L157 144L155 145V143H154V145H155L154 147H152ZM158 145L156 146V149H157ZM174 145H175V144H174ZM174 145L172 146V147L174 148L173 151H172V148H169L168 146H166V147H168L167 149H171V151L174 153V151H176ZM17 146H18V145H17ZM104 146H105V145H103V147H104ZM107 146H108V145H107ZM109 146H110V145H109ZM112 146H113V145H112ZM118 146L121 147V148L119 147V149H118L119 152L121 151L122 153H124L125 151H124V150H123L124 152L122 151V146H121V144H120V145L118 144ZM126 146H127V145H126ZM128 146H129V145H128ZM130 146H131V145H130ZM132 146H131V147H132ZM143 146H145V145H143ZM159 146H160V145H159ZM19 147H20V145H19L17 148H19ZM22 147H23V146H22ZM105 147H106V146H105ZM123 147H125V146H123ZM131 147H129V148H131ZM136 147H137V146H136ZM176 147H177V146H176ZM191 147H192V146H191ZM207 147H209V148H207ZM106 148L108 149V147H106ZM141 148H142V147H141ZM145 148H144V149H145ZM159 148H160V149H158V150H159V152H160V150H161V146H160ZM186 148H187V147H186ZM193 148H194V146H193ZM20 149H21V148H20ZM22 149H23V148H22ZM99 149H100V148H99ZM99 149H98V151H101V150H99ZM102 149H104V148H102ZM120 149H121V150H120ZM126 149H127V147H126ZM135 149H136V148H135ZM142 149H143V148H142ZM163 149H164V148H163ZM184 149H185V147H184ZM191 149H192V148H190V150H191ZM18 150H19V149H18ZM23 150H24V149H23ZM118 150H117V151H118ZM127 150L130 151L131 149H127ZM127 150H126V151H127ZM164 150H165V149H164ZM185 150H186V149H185ZM187 150H188V149H187ZM187 150H186V151H187ZM15 151H16V149H15ZM24 151H25V150H24ZM132 151H133V150H132ZM162 151H163V150H162ZM167 151H168V150H167ZM167 151H166V152H167ZM171 151H170V152H171ZM183 151H184V150H183ZM2 152H3V153H2ZM21 152H23V151H21ZM21 152H15V156H16V157H17V156H18V157L21 156ZM35 152H36V155H37L38 152H37V151H35ZM121 152H120V153H121ZM134 152H135V150H134ZM145 152H147V151H145ZM163 152H165V151H163ZM170 152H169V153H170ZM188 152H190V151H188ZM188 152H187V154H188ZM191 152H192V151H191ZM105 153H106V152H105ZM105 153H104V154H105ZM169 153H164V156H166L165 154L168 155ZM173 153H171V155H172ZM28 154H30V153H28ZM31 154H32V153H31ZM118 154H119V153H118ZM125 154H126V153H125ZM127 154H129V153H127ZM134 154H135V153H134ZM136 154H137V153H136ZM145 154H146V153H145ZM158 154H160V153H158ZM158 154H157V157L155 156L156 158H154V162H156V161H157V162H158V161H161V162H162V159L165 158V157H160V155H158ZM162 154H163V153H162ZM162 154H161V156H162ZM174 154H175V153H174ZM187 154H186V156H187ZM190 154L192 155V153H189V155H190ZM200 154H201L202 156H201ZM11 155H14L13 150H12V154H11ZM32 155H33V154H32ZM40 155H41V153H39L38 156L40 157ZM82 155H83V154H82ZM114 155H115V154H114ZM116 155H117V154H116ZM121 155H123V154H121ZM171 155H170V156H171ZM191 155H190L189 157H191ZM248 155H251L252 157L255 156V153H254L253 149L249 148V150H248V152H247V155L245 154L244 157L246 158V156H248ZM256 155L259 156V155H260V151H259V152L257 151V154H256ZM9 156H10V155H9ZM9 156H8V157L6 156L7 159H10V160H7V162L9 161L8 163H10V161L12 160V158H14V157H12V156H10V157H9ZM22 156H23V155H22ZM22 156H21V157H22ZM41 156H42V155H41ZM129 156H130V155H129ZM129 156H128V157H129ZM137 156H138V155H137ZM158 156H159V157H158ZM175 156H176V157H175ZM175 156L172 155V159L175 160L176 158H178L176 161H177L178 163H180V162H179V160H180V159H179V156H178L177 154H175ZM193 156H192V157H193ZM203 156H205L206 158L203 157ZM16 157H15V158H16ZM24 157H25V156H24ZM24 157L22 158L23 160L26 159V157H25V159H24ZM31 157H32V156H31ZM39 157H38V158H39ZM117 157H119V156H117ZM121 157L123 158V157H125V155H124V156H121ZM121 157H120V158H121ZM131 157H135V156H132V155H131ZM131 157H129V158L131 159ZM173 157H174V158H173ZM36 158H37V157H36ZM41 158H42V157H41ZM41 158H40V159H41ZM46 158H47V157H46ZM65 158H68V159L71 158L69 161H67V162H68V165H67V163L65 162V160H66ZM122 158H121V160H122ZM126 158H127V156H126ZM126 158H125V159H126ZM129 158H128V159H129ZM161 158H162V159H161ZM167 158H169V160H171L169 156H168ZM187 158H188V157H185L186 160H187ZM195 158H194V159H195ZM218 158H220V159H218ZM16 159H17V158H16ZM18 159H19V158H18ZM22 159H19L20 161L18 160V162H20V164L22 163V162H21ZM29 159H33V160H34V157H33V158H30V157H29ZM29 159H27V160H29ZM43 159H44V158H43ZM43 159H42V160H43ZM47 159H49V158H47ZM55 159H56V160H55ZM59 159H60V161H59ZM123 159H124V158H123ZM125 159H124V160H125ZM139 159H140V158H139ZM139 159H137V160H139ZM156 159H158V160H156ZM160 159H161V160H160ZM205 159H207V160H205ZM217 159H218L219 161H218ZM5 160H6V159H5ZM14 160H15V159H14ZM14 160L11 161V164H12V162L18 164V162L14 161ZM23 160H22V161H23ZM37 160H38V161H36V159H35L34 161H36L38 164H40L41 161L39 162V159H37ZM81 160L83 161V157H82ZM124 160H123L122 162H124ZM131 160H132V159H131ZM140 160H141V159H140ZM155 160H156V161H155ZM167 160H168V159H167ZM181 160L183 161V159H181ZM181 160H180V161H181ZM195 160H196V159H195ZM195 160H194V161H195ZM31 161H32V160H30V162L27 161V163H31ZM43 161H44V160H43ZM58 161H59V162H58ZM92 161H93V160H92ZM105 161H106V159L103 160V162H105ZM108 161H109V160H108ZM108 161H107V164L109 163ZM126 161H127V160H125V162H126ZM128 161H129V160H128ZM128 161H127V162H128ZM133 161H132V162H133ZM150 161H151V162H150ZM163 161H164V160H163ZM165 161H166V158H165ZM171 161H172V160H171ZM187 161H188V160H187ZM187 161H186V162H187ZM196 161H197V160H196ZM198 161H199V160H198ZM201 161H202V159H201ZM217 161H218V162H217ZM32 162H33V161H32ZM70 162H72L73 164H71ZM111 162H112V161H111ZM122 162H120V163L122 164ZM125 162H124V163H125ZM177 162H176V163H177ZM206 162H204L205 165H207ZM225 162H226V161H225ZM5 163H6V162H5ZM23 163H24V162H23ZM25 163H26V161H25ZM27 163H26L25 165H27ZM43 163H44V162H43ZM54 163H53V164H54ZM99 163H98V164H99ZM105 163H106V162H105ZM124 163H123L122 165H124ZM129 163H130V161H129ZM150 163H153V164H150ZM162 163L164 164V163H166V162H162ZM168 163H169V162H168ZM168 163H166V165H168ZM176 163H175V164H176ZM194 163H195L194 166H195V165H196V166H200V167L202 166V165H198L196 162H194ZM198 163H201V162L199 161ZM3 164H4V163H3ZM45 164H46V163H45ZM64 164L67 165V166L64 167ZM94 164H96L95 166L100 167V168H102L103 170H105V171H103V173L106 172V176H105V174H104V175H102L101 177H103V176H105V178H106V177H107V178L110 177L109 179H111V181L113 180L112 182H114V184L112 183L113 185L110 184V183H111L110 180H109V182H110V183H109L107 180H106L107 182L104 180L105 178H103V182H104V183L106 182V183H105V184H106L105 187L102 186V185H101V186L98 185V187L96 186V184H97L96 182L98 181V178H97L98 175L96 176L97 173H95V171H97V170L100 169V168H98V169L96 168V169H95V168H94ZM101 164H103V163H101ZM101 164H100V165H101ZM107 164H104V165H107ZM110 164H112V166H113L114 163H110ZM110 164H109V165H110ZM121 164H119V166H120ZM125 164H126V163H125ZM160 164H161V163H160ZM181 164L183 165V163H181ZM181 164H180V165H181ZM201 164H203V163H201ZM0 165H1V162H0ZM8 165H9V164H8ZM13 165H14V164H13ZM25 165H24V167H25ZM31 165H32V163H31ZM31 165H30V166H31ZM122 165H121V166H122ZM129 165H130V164H129ZM171 165H172V164H171ZM178 165H179V164H178ZM180 165H179V166H180ZM4 166H5V165H4ZM10 166H12V165H10ZM10 166H7V165H6L5 168H4V167L2 168V170H4V169H8ZM17 166H19V164H18ZM22 166H23V164H22ZM22 166H19V168H22ZM50 166H51V165H50ZM132 166H135V167H133V169H136V170H137V171H135V170L133 171V172H135V173H133V172L131 173V172H130V171H132V170H131V169H132ZM139 166H140V167H139ZM203 166H204V165H203ZM203 166H202V167H203ZM254 166L257 167V164L254 163ZM7 167H8V168H7ZM15 167H16V165H15ZM27 167H29V164H28ZM35 167H34V168H35ZM107 167H108V165H107ZM181 167H182V166H181ZM214 167H215V166H214ZM29 168H30V167H29ZM31 168L33 169V165H32ZM31 168H30V169H31ZM64 168H65V170H63ZM67 168L70 169V167H67ZM78 168H79V167H78ZM104 168H105V169H104ZM110 168H111V171H112V167H111V165H110ZM113 168H114V166H113ZM130 168H131V169H130ZM144 168H145V169H144ZM154 168H155V169H154ZM166 168H167V167H166ZM166 168H165L164 171H167ZM170 168H171V167H170ZM170 168H169V169H170ZM179 168H180V167H179ZM9 169H10L9 171H12V170H13L14 172L16 171V170L14 169V166H13L12 170H11V167H10ZM30 169H29V170H30ZM35 169H36V168H35ZM35 169H34V171L36 172ZM54 169H56V170H54ZM102 169H101V172H102ZM162 169H164V167H162ZM25 170H26V167H25ZM107 170H108V169H107ZM145 170H146V172H145ZM245 170H246V171H245ZM247 170H248V168H244V172H245V173H244V172H243V173L246 174ZM4 171H5V170H4ZM7 171H8V170H7ZM7 171H5V173H7ZM9 171H8V172H9ZM13 171H12V172H13ZM18 171H19V170H17V173L20 174V173H22V171H24V170H23V168H22V170H21L20 173H19ZM108 171H109V170H108ZM114 171H112V174L114 173ZM1 172L3 173V171H1ZM1 172H0V173H1ZM43 172H44V171H43ZM93 172H94V173H93ZM98 172H100V171H98ZM117 172H116V173H117ZM140 172H141V173L145 172V174H142V175H141ZM205 172H207V170H206ZM251 172H254V171L251 170ZM17 173H16V174H17ZM23 173H25V171H24ZM26 173H28V170H27ZM41 173H42V172H41ZM103 173H101V174H103ZM138 173H140V175H138ZM162 173H164L163 176H165L166 173H165V172H162ZM167 173H168V172H167ZM207 173H208V172H207ZM209 173H210V172H209ZM209 173H208V174H209ZM262 173H263V175H264V172H262ZM44 174H45V173H44ZM101 174H100V175H101ZM208 174H206V176L203 174L204 177L206 178L205 180H207V177L210 178L211 176H213V175H211V176L209 177V176H207ZM10 175H11V172L9 173V177H11ZM12 175H13V173H12ZM27 175H28V174H26L25 176L27 177ZM38 175H39V174H38ZM135 175H136V176H135ZM155 175L158 176V177H156ZM214 175H217V174H214ZM5 176H6V174H5ZM15 176H16V175H15ZM17 176H18V175H17ZM22 176L25 177L24 174H23ZM22 176H20V177H22ZM42 176H43V175H42ZM46 176H47V175H46ZM114 176H115V174H114ZM201 176H202V175H201ZM218 176H219V175H218ZM1 177H2V175L0 176V179H1ZM6 177H7V179H8V176H6ZM20 177H19V178H20ZM23 177H22V179H23ZM26 177H25V178H26ZM29 177H30V176H29ZM43 177H44V176H43ZM99 177H100V176H99ZM101 177H100V179H101ZM117 177H116V179H117ZM165 177H166V176H165ZM165 177H164V178H165ZM204 177H203V178H204ZM214 177H215V178L211 177L212 179L210 178L211 181H210V183H209V184H210L209 186H212L211 183H213V182H214V183H218V185L213 183L214 185H217V186H215V187L213 186V188H216V189H217V187H218V188L221 187V188H223V190H224V188H225L226 191L230 192V193L232 194V196H234V197H232V198H235V197L237 198L238 202H244V201L246 200V198H247L248 200H250V202L254 201V198H250V197H251V196H254V192H255V190H256V188H257V187H253V186H255V184H256V182H253V181H255V179H256L255 174H253V176H252V177H253V180L250 179V181H248L247 183H245V182H244L242 179H240V178H235V179H233V180L230 179V180L226 181V179L223 180V179H222L223 177H221V176L218 177V178H216L217 176H214ZM19 178H17V179H16V178H13V180H15V181L17 182V180H20ZM25 178H24V179H25ZM27 178H28V177H27ZM48 178H49V177H48ZM147 178H148V179H147ZM150 178H151L150 181L153 182V183L149 186V183H150V182H149V181H146V180H149ZM155 178H156V179H155ZM164 178H163V179H164ZM167 178H168V174H167L166 180H167ZM199 178H200V177H199ZM203 178H202V179H203ZM3 179H4V178H3ZM35 179H34V180H35ZM43 179H44V178H43ZM45 179L47 180V178H45ZM96 179H97V180H96ZM145 179H146V180H145ZM168 179H170V176H169ZM178 179H179V178H178ZM180 179H182V178H180ZM180 179H179V180H180ZM191 179H194V178H191ZM38 180H39V182H37ZM101 180H102V179H101ZM117 180H118V179H117ZM131 180H132V181H131ZM179 180H178V181H179ZM184 180H185V179H184ZM188 180H189V179H188ZM203 180H204V179H203ZM1 181H2V179H1ZM15 181H13V183H15ZM24 181H25V180H24ZM27 181H26L25 184H27ZM99 181H100V180H99ZM125 181H126V180H125ZM140 181H141V182H140ZM171 181H173V180L171 179ZM178 181H174V182H175L174 184H176ZM4 182H6V181L4 180ZM8 182H9V179H8ZM8 182H7V185H8ZM48 182H49V181H48ZM48 182L46 181V183H48ZM53 182H51V183L53 184ZM61 182H60V183H61ZM103 182H101V183H103ZM182 182L184 183V181H182ZM186 182H187L186 184H188L189 181L186 180ZM199 182H201V181H199ZM202 182H204V181H202ZM2 183H3V181H2ZM11 183H12V180H11ZM13 183H12V184H13ZM20 183H22V184L24 185L23 180H22V182H20ZM20 183H19V184H20ZM51 183L49 182V184H51ZM104 183H103V185H104ZM107 183H109L108 186H107ZM163 183H166V182L164 181ZM167 183H169V181H168ZM167 183H166V184H167ZM180 183H181V182H180ZM189 183H190V182H189ZM196 183H197V182H196ZM196 183L194 184V182H193V180H192V184H194V187H195V185L198 184V183H197V184H196ZM252 183H253V184H252ZM5 184H6V183H5ZM15 184H16V183H15ZM22 184H21V185H22ZM49 184H48V185H49ZM98 184H100V182H98ZM129 184H128V186H129ZM171 184H172V183H169V186H170ZM178 184H179V183H178ZM181 184H182V183H181ZM0 185H1V183H0ZM2 185H3V184H2ZM39 185H41L42 187H41V186L39 187ZM48 185H47V186H48ZM114 185H115V186H114ZM140 185H141V184H140ZM167 185H168V184H167ZM176 185H177V184H176ZM176 185H173V186H176ZM16 186H17V185H16ZM44 186H45V187H44ZM49 186H50V185H49ZM147 186H149L150 189H149ZM165 186H166V185H165ZM169 186H168V187H169ZM171 186H172V185H171ZM173 186H172V189L174 188ZM177 186H178V185H177ZM182 186L184 187V185H182ZM187 186H188V185H187ZM190 186H193V185H189V187H190ZM203 186H205V184H204ZM209 186H208V187H209ZM5 187H7V186H5ZM8 187H9V185H8ZM11 187H13L12 190L14 189V191H16L17 188L15 187V185H13V186H11ZM115 187H116V188L118 187V188L115 190V191H117V193H116L115 191L111 190L112 188L115 189ZM166 187H167V186H166ZM168 187H167V188H168ZM180 187H181V186H180ZM183 187H181V188H183ZM185 187H186V186H185ZM185 187H184V189H186ZM194 187H193V188H194ZM208 187H207V188H208ZM2 188L5 189L4 187L1 186V188H0L1 191H2ZM15 188H16V189H15ZM19 188H18V189H19ZM124 188H125V187H124ZM124 188H123V189H124ZM196 188H197V187H196ZM199 188H200V187H199ZM201 188H202V187H201ZM211 188H212V187H211ZM211 188H210V190L213 189V188H212V189H211ZM38 189H39V190H38ZM49 189H51V187H49ZM53 189H54V188H52L51 190H53ZM169 189H170V188H169ZM169 189H167V190H169ZM174 189L177 190L176 188H174ZM204 189H205V188H204ZM216 189H215V190H212V191H214V193H217L218 190H220V189H218V190H216ZM7 190H8V188H7ZM109 190H110V191H109ZM118 190H119V191H118ZM124 190H125V189H124ZM127 190H130V189H126V191H122L123 194H125L126 192H128ZM137 190H136V192L138 193ZM170 190H171V189H170ZM175 190H172V191H175ZM187 190H188L189 192H190V191H191V192L193 191V190H189V188H188ZM187 190H186V191H187ZM195 190H196V189H195ZM208 190H209V189H208ZM210 190H209V192H210ZM223 190H222V191H219V192L217 193V196H218V194H221V196H222V194H223V195H224L223 197H225V196H227V195H230V194L226 193L225 190H224V191H223ZM10 191H11V189H10ZM48 191H50V190H47V193H48ZM172 191H171L170 193H172ZM177 191H179V188H178ZM177 191H176V193H177ZM184 191H185V190H184ZM186 191H185V193H188V192H186ZM199 191H201V189H200ZM199 191H198V189H197V192H199ZM206 191H207V190H206ZM206 191L204 190V193H205ZM51 192H53V191H51ZM51 192H50V193H51ZM129 192H131V191H129ZM134 192H135V191H134ZM139 192H140V190H139ZM47 193H45V195H46ZM50 193H49V194H50ZM115 193H116V194H115ZM132 193H133V192H132ZM140 193H142V195H143V192H140ZM145 193H146V192H144V194H145ZM150 193H149V194H150ZM173 193H174V192H173ZM176 193H174V194L176 195ZM185 193H184V194H185ZM193 193H194V192H193ZM202 193H203V189H202ZM202 193H201V195H202ZM211 193H212V192H210V195H211ZM0 194H1V192H0ZM15 194H16V196H18V195H19V196L16 197V196H14ZM40 194H41L42 196H40ZM101 194H102V195H101ZM113 194H112V195H113ZM119 194H121V193H119ZM119 194H118V195H119ZM123 194H122V195H123ZM126 194H127V193H126ZM134 194H135V193H134ZM134 194L131 195V196H135ZM146 194H147V193H146ZM188 194H189V193H188ZM195 194H196V193H195ZM197 194H198V193H197ZM206 194L209 195V193H206ZM206 194H205V195L203 194V196H206V198H207V195H206ZM4 195H7V194H4ZM118 195H117V197H118ZM128 195H129V197H130V193H128ZM128 195H126V196H128ZM138 195H139V193H138ZM142 195H139V197L142 196ZM167 195H169V194H167ZM167 195L165 194V195H163V196L165 197V196H167ZM170 195H171V194H170ZM172 195H173V194H172ZM178 195H179V193L177 194V196H178ZM191 195H192V194H190L189 196H191ZM193 195H194V194H193ZM213 195H214V194H213ZM213 195H211V196L213 197ZM215 195H216V194H215ZM13 196L15 197V199H14ZM126 196L124 195L123 198H125ZM136 196H137V195H136ZM136 196H135V197H136ZM145 196H146V195H145ZM182 196H183V194H182ZM199 196H200V194H199ZM211 196H210V198H211ZM221 196L219 195L220 198H221ZM5 197H7V196H5ZM9 197H10V196H9ZM12 197H13V199H12ZM94 197H93V198H94ZM111 197H112V196H111ZM119 197H120V196H119ZM119 197H118V199L120 200ZM129 197H128L127 200H129ZM147 197H148V195H147ZM147 197H146V198H147ZM149 197H150V196H149ZM151 197H152V196H151ZM167 197H169V196H167ZM223 197H222V198H223ZM228 197H229V196H227V197H225V198L227 199ZM3 198H4V196H3ZM3 198H2V199H3ZM22 198H25V204H26V201L28 200V201H27V204H29V203L31 202L30 205H33L34 208H29V207H30L29 205H28L29 207H26L27 205H26V206L24 205V201H23V203H20V204H19L20 200H23ZM77 198H79L78 201H76L77 204H75L74 202H72V201L76 200ZM85 198H84V199H85ZM93 198H92V199H93ZM96 198H95L94 201H96ZM109 198H110V196H109ZM132 198H133V197H132ZM141 198L143 199V197H141ZM162 198H163V197H162ZM171 198H172V202H173V201H174V200H173V196H172ZM176 198H181V196L179 195V197H176ZM182 198H186V195H185V197H182ZM182 198H181V199H182ZM192 198H193V196H192ZM195 198H196V195H195ZM197 198H198V195H197ZM197 198H196V199H197ZM199 198L202 199L201 196H200ZM199 198H198V199H199ZM208 198H209V197H208ZM208 198H207V199H208ZM215 198H216V200H217V197H215ZM215 198H214V199L211 198V200H212V199L215 200ZM230 198H231V195H230V197L228 198L229 201H230ZM249 198H250V199H249ZM33 199L40 200L42 205H45L44 203H45L47 200L50 199V203H49L47 206H45V207H42V205H41L42 209L39 210V208L36 209L35 206H34V205L37 203V201H36V200H33ZM92 199H91V200H92ZM110 199H111V198H110ZM110 199H107V200L105 199L106 202H105V200L103 199L102 202L106 203V206L112 207L109 203H108L109 205L107 204V201L109 202ZM112 199H113V198H112ZM112 199H111V200H112ZM115 199H117V198H115ZM121 199H122V197H121ZM133 199L135 200L136 198H133ZM138 199H139V198H137V201L135 200V202H137L138 204H137V203H133V204H136V205H133V206L136 207V206L139 205V206H138V209H140L139 207H141V205H140L139 203H142V201L145 200V197H144L143 200H141V199L138 200ZM150 199H151V198H150ZM153 199H151V200H153ZM164 199H167V198H164ZM169 199H170V197H169ZM169 199H167V200H169ZM174 199H175V198H174ZM187 199H188V196H187ZM187 199H186V200H187ZM198 199H197V200H198ZM226 199H220V200H221V202H222V200H223V202H224V200H226ZM228 199H227V202H226L227 204H228ZM97 200H98V199H97ZM111 200H110V201H111ZM119 200H118V202H119ZM122 200H123V199H122ZM127 200H126V201H127ZM130 200H131V197H130ZM134 200H133V201H134ZM148 200H149V198H148ZM148 200H146V201H147V203L149 204L150 201H148ZM154 200H153V201H154ZM159 200H160V199H158L157 201L153 202V204H152V201H151L152 207L154 208V212H151V213H153L154 221H152V220H153L152 214H150V215H151V217H150V215L147 213V211L144 210L145 208L143 209V208L141 207V209H143V211H145V212L147 213V214H145V215H146V216L149 215L150 219H152L151 221L154 222V224H151V223H150L151 226L153 225V227H156V228H158V229H160L159 226H161V227H163L164 230L166 231V229H165L166 227H165V226H168V225L170 226L171 223L169 224V221L171 222V220L173 221V219L171 218V220H169V221L167 220V221H166L165 216H166V218H167V215H166L167 213H164V212H165V209H164V208H166V207L168 206V208L170 209L172 206H169L170 204H168V203H172V202H169V201H168V202H163V203H167V204H168V205L166 204V205H167V206H166L165 204H163V203H161V202H158ZM161 200H162V199H161ZM176 200H177V199H176ZM183 200H184V199H183ZM186 200H184V201H186ZM188 200H189V199H188ZM205 200H206V199H205ZM205 200H202V202H205ZM234 200H235V199H234ZM234 200H233V201H234ZM29 201H30V202H29ZM40 201H38V202H40ZM98 201H99V200H98ZM98 201H97V202H98ZM114 201H116V200H114ZM123 201L125 202V199H124ZM133 201H130V202H133ZM164 201H165V200H164ZM170 201H171V199H170ZM181 201H182V200H181ZM181 201H178V202H181ZM199 201H201V200H199ZM231 201H232V200H231ZM231 201H230V202H231ZM235 201H236V200H235ZM28 202H29V203H28ZM33 202H35V204H34ZM48 202H49V201H48ZM89 202L92 203V201H90V200H89ZM97 202H95V203H97ZM102 202H101V205L103 206ZM121 202H122V201H121ZM127 202H128V201H127ZM127 202H125V203L127 204ZM143 202H144V201H143ZM175 202H177V201H175ZM188 202H189V201H188ZM188 202L186 201L185 204L188 203ZM193 202H195V199H194V201H193V199H192V203H193ZM196 202H198V201H196ZM196 202H195V203H196ZM215 202H216V201H215ZM215 202H213L212 204H214ZM217 202H218V203L220 202L219 199H218ZM221 202H220V203H221ZM238 202H236V203H234V204L236 205ZM32 203H33V204H32ZM46 203H47V202H46ZM87 203H88V202H87ZM111 203H112V201H111ZM115 203H117V201H116ZM115 203H114V204H115ZM128 203H129V202H128ZM147 203H145V205H147ZM173 203H174V202H173ZM183 203H184V202H183ZM192 203L189 202V205H188V204L186 205L187 207L189 206L188 209H190V205H191ZM199 203H200V202H199ZM199 203H198V204H199ZM206 203L208 204V201H207ZM209 203H210V202H209ZM224 203H225V202H224ZM224 203H223V204H224ZM88 204H89V203H88ZM88 204H87V205H88ZM119 204H120V202H119ZM151 204H149V205H151ZM181 204H182V203H181ZM202 204H204V203H201V204H199L198 206L201 207ZM207 204H206V205H207ZM210 204H211V203H210ZM210 204H209V205H210ZM221 204H222V203H221ZM227 204H224V205L226 206ZM231 204H232V203H231ZM231 204H230V205H231ZM238 204H239V203H238ZM38 205H39V203H38ZM79 205H80V204H78L77 206H79ZM81 205H82V204H81ZM115 205H116V204H115ZM120 205H122V203H121ZM179 205H180V203L178 204V206H179ZM196 205H197V204H196ZM216 205L218 206V205H220V204H216ZM228 205H229V204H228ZM254 205L257 206L258 203H257V205H256V204H254ZM259 205H260V204H259ZM263 205H264V204H263ZM82 206H85V204L82 205ZM82 206H79V207H82ZM94 206H95V205H93L92 208H93ZM97 206H99L98 203L96 204V207H97ZM104 206H105V205H104ZM117 206H118V204H117ZM122 206H124V204H123ZM122 206H121V207H122ZM127 206H129V204H128ZM131 206H132V204H131ZM131 206H129L128 208H130ZM133 206H132V207H133ZM143 206H144V205H143ZM147 206H148V205H147ZM174 206H176V205H174ZM182 206H184V205L182 204ZM191 206H192V205H191ZM193 206H194V205H193ZM193 206H192V208H193ZM203 206H204V205H203ZM213 206H215V205H213ZM213 206H212V207H213ZM221 206H222V205H221ZM233 206H234V205H233ZM14 207L16 208L15 210H16L17 216H18V215H20V216H18V217H14V216H13L15 219H14L13 217L10 219V215L12 214V212H13V210H14ZM39 207H40V206H39ZM74 207H75V206H74ZM89 207H90V209H91V206H89ZM89 207H88V208H89ZM96 207H95V208H96ZM118 207H119V206H118ZM152 207H151V208H152ZM180 207H181V205H180ZM196 207H197V206H195V208H196ZM205 207H206V206H205ZM205 207H204V208H205ZM208 207H209V206L207 205V208H208ZM218 207H219V206H218ZM222 207H223V206H222ZM229 207H230V206H229ZM229 207H228V208H229ZM71 208H72V207H71ZM85 208L87 209V206H86ZM85 208H83V210H84ZM97 208H98V207H97ZM99 208H100V207H99ZM99 208H98V209H99ZM115 208H116V207H115ZM125 208H126V205H125ZM151 208L147 207L146 210H148V209L150 210ZM175 208H176V209H175ZM183 208H186V207H181V209H180L179 207H178V209H177V207H172V210L174 209L173 211H174V212L176 211V213H175L176 216H175V217L173 216V218H175V221H174V222H178L177 225L179 224L180 226H181V224H182V226H185V225L183 224V222L185 221V217H186V216H183V214H182L183 212H181V211H183V210L186 211L187 209L185 210V209H183ZM192 208H191V210H194V209H192ZM207 208H206V209H207ZM213 208H214V207H213ZM213 208H212L211 210H213ZM230 208H231V207H230ZM230 208H229V209H230ZM232 208H233V207H232ZM253 208H254V207H253ZM257 208H258V206H257ZM257 208H256L255 210H257ZM259 208H260V207H259ZM259 208H258V209H259ZM86 209H85V210H86ZM98 209H97V211H98ZM101 209H104V207H101ZM107 209H108V208H107ZM119 209H120V207H119ZM119 209H118V210H119ZM122 209H123V207H122ZM134 209H135V208H132V209H131L132 212L134 211ZM141 209H140V210H141ZM196 209H197V208H196ZM202 209H203V208H202ZM202 209H201V212H202ZM209 209H210V207H209ZM223 209H224V208H223ZM68 210H70V211H68ZM78 210L80 211V209H78ZM78 210H77V211H78ZM88 210H89V209H88ZM92 210H93V209H92ZM95 210H96V209H94L93 211H95ZM104 210H105V209H104ZM104 210H100V211H103V213H104ZM115 210H117V208H116ZM136 210H137V208L135 209V211H136ZM140 210H139V212L137 211V213H140ZM151 210H152V209H151ZM167 210H168V209H167ZM191 210H190V211H191ZM198 210H199V209H198ZM216 210H217V209H216ZM216 210L214 209V211H216ZM218 210H220V209H218ZM225 210H226V208L224 209V211H225ZM79 211L77 212V216H78ZM97 211H96V213H99V212H97ZM123 211H128V210H125V209H124ZM123 211H122V214L124 213ZM135 211H134V212H135ZM170 211H171V210H170ZM170 211H169V212H170ZM206 211H208V209H207ZM209 211H210V210H209ZM228 211H229V210H228ZM247 211H248V210H246L245 208H244V211H243V210L240 211L241 214H242V216H243V218H244V216H245L244 214H245ZM14 212H15V211H14ZM75 212H76V211H75ZM81 212H83V211H81ZM118 212L120 213L121 211L119 210V211H117V213H118ZM132 212H131V213H132ZM149 212H150V211H149ZM166 212H168V211H166ZM187 212H188V211H187ZM187 212H186V213H187ZM204 212H205V211H204ZM217 212L219 213V211H217ZM226 212H227V210H226ZM72 213H73V214H72ZM103 213H102V215H103ZM117 213H116V214H117ZM119 213H118V214H119ZM127 213H128V214L125 213L126 215L124 214L126 217H127V215H129V213H130V209H129V211H128ZM193 213H194V211H193V212L191 211V214L189 213V215L191 216ZM199 213H200V212H199ZM199 213H198V214H199ZM205 213H206V212H205ZM211 213H213V212H209V213H208L209 216H207V217L210 218V214H211ZM215 213H216V212H215ZM221 213H222V212H221ZM84 214H85V212H84ZM99 214H101V213H99ZM105 214H106V212H105ZM105 214H104V215H105ZM141 214H142V213H141ZM141 214H140V218L143 216V215H141ZM143 214H144V213H143ZM170 214H172V213L170 212V213L168 214V216H169ZM184 214H185V212H184ZM196 214H197V212L195 213V216H196ZM208 214H207V215H208ZM82 215H83V214L81 213V216H82ZM104 215H103V216H104ZM106 215H107V214H106ZM120 215H121V213L119 214V216H120ZM130 215H132L131 217L134 218V217H133L134 213H133V214H130ZM130 215H129V216H130ZM135 215H137V216L139 217V214H136V213H135ZM135 215H134V216H135ZM145 215H144V219L147 220V218H145V217H146ZM173 215H174V214H173ZM193 215H194V214H193ZM200 215H201V216H202V215L204 216L205 214L200 213ZM200 215H199V217H198V216H197V217L200 218V217H201ZM212 215H213V214H211V216H212ZM217 215H218V214L213 215V219H214V217H216ZM219 215H220V214H219ZM221 215H222V214H221ZM8 216H9V217H8ZM15 216H16V215H15ZM75 216H76V215H75ZM98 216H99V215H98ZM98 216H97V217H98ZM100 216H101V215H100ZM100 216H99V217H100ZM108 216H109L110 218L112 217V219H109L110 222H112V221L114 220V218H117V216L115 217V213H114V217H113V215H112V216H111V215H108ZM108 216H106V220H107V217H108ZM119 216H118L117 219H119ZM122 216H123V215H121V217H122ZM222 216H223V215H222ZM222 216H221V217H222ZM79 217H80V216H78V217H74V218H76V219H77V218L80 219ZM131 217H127L126 219H127V220H128L129 218L131 219ZM149 217H148V218H149ZM170 217H172V216L170 215ZM205 217H206V216H205ZM217 217H219V216H217ZM16 218H18V219H16ZM85 218H86L87 222H89V223L86 222V225L88 224L89 226H88V225H87V226L84 225V223H85V222H84V221H85ZM93 218H95V217L93 216ZM101 218H103V219H102L103 222L106 221V220H104V217L101 216ZM123 218H125V217L123 216L122 219H123ZM142 218H143V217H142ZM168 218H169V217H168ZM168 218H167V219H168ZM188 218H189V217H188ZM194 218H196V217H194ZM202 218H203V217H202ZM209 218H208V219H209ZM96 219H97V218H96ZM136 219H137V218H136ZM136 219L133 220V222L136 221ZM144 219H143V220H144ZM186 219H187V218H186ZM200 219H201V218H200ZM200 219H199V220H200ZM213 219H212V217H211V219H210V220L212 221V223H213ZM98 220H99V219H98ZM100 220H101V219H100ZM100 220H99V222H98L97 220H95V221L98 222V223H97V222H95V223H96V224H99V223L101 222ZM111 220H112V221H111ZM127 220L124 219L123 222H122V221H121V223L119 222V223H120L119 225L122 226L121 228L123 229V231H124V229H126V230H125V231H127L126 234L128 233L129 230H130V231H131V230H134V228H132V229L130 228L129 230H127V229H128L127 227L130 226V225H128V224L126 223ZM131 220H132V219H131ZM139 220L142 221V219H139ZM192 220H193V219H192ZM203 220H204V219H203ZM203 220H202V222H203ZM206 220H207V218H205L204 222H205ZM92 221H91V222H92ZM118 221H119V220H118ZM125 221H126V222H125ZM147 221H148V220H147ZM151 221H150V222H151ZM190 221H191V219H190ZM195 221H196V220H195ZM207 221H208V220H207ZM207 221H206V223L209 222V221H208V222H207ZM211 221H210V222H211ZM245 221H246V220H245ZM93 222L91 223V226L93 225ZM108 222H109V221H107L106 226L108 225ZM113 222H114V221H113ZM116 222H117V221H116ZM124 222H125V223H124ZM131 222H132V221H131ZM133 222H132L131 225H133ZM136 222H138V221H136ZM136 222H135V225H136ZM148 222H149V221H148ZM148 222H146V223H148ZM167 222H168V223H167ZM192 222L195 224V223H197L198 221H197V222L192 221ZM192 222H190L189 225H191ZM199 222H201V221H199ZM204 222H203V223H204ZM74 223H75V224H74ZM128 223H130V221H129ZM139 223H140V222H139ZM139 223L137 224L138 226L141 225V228L144 227L145 223H143V221L141 222V223L143 224V226H142L141 223H140V224H139ZM206 223H205V224H206ZM100 224H102V223H100ZM104 224H105V223H104ZM111 224H112V223H111ZM114 224H115V222H114ZM117 224H118V222H117ZM172 224H173V222H172ZM185 224H186V222H185ZM213 224H214V223H213ZM3 225H5V224H3ZM3 225H1V227H2ZM11 225H10V226H11ZM74 225H75V226H74ZM81 225H80V226H81ZM135 225H134V227H136ZM146 225H147V224H146ZM150 225H148V227H149ZM173 225H174V224H173ZM175 225H176V224H175ZM175 225H174V227H176V229H178L179 227L177 228V225H176V226H175ZM196 225H197V224H196ZM199 225L202 226V223H200ZM199 225H198V226H199ZM203 225H204V224H203ZM206 225H207V224H206ZM206 225H205V227H206ZM210 225H211V224H210ZM7 226H8V228H9V225H8V224H7ZM7 226H6V227H7ZM83 226H84V227H83ZM85 226H86V227H85ZM93 226H94V225H93ZM93 226H92V227H93ZM100 226H101V225H100ZM102 226H104V225H102ZM106 226H105V227H106ZM108 226H112V225L109 224ZM108 226H107V227H108ZM151 226L149 227L150 229L152 228ZM169 226H168V227H169ZM182 226H181V227H182ZM198 226H196V227H198ZM207 226H208V225H207ZM245 226H247V229H246L247 231L254 232V233H256V234L258 235L257 242H258V240H261V241H262V242H261V243H262V246H259V245L257 244V242H256V244H255V247L258 248L257 251H258V250L260 251V250H261L260 247H263V246H264V227L254 228V227L251 226L249 223L245 224ZM1 227H0V228H1ZM75 227H77V228H75ZM92 227H91V228H92ZM95 227H98V225L95 226ZM105 227H104V229L107 228V227H106V228H105ZM115 227H116V226H115ZM117 227H119V226L117 225ZM130 227H131V226H130ZM145 227H146V226H145ZM145 227H144V228H145ZM174 227H173V228H174ZM185 227H186V226H185ZM185 227H184V228H185ZM192 227H193V226H192ZM192 227H189V229L192 228ZM202 227H203V226H202ZM212 227L214 228L213 225H212ZM8 228H6V229H8ZM36 228H39V230H40V234L38 233L39 236H35V235H33L34 232L36 231V230H35ZM72 228H75L74 230H76V231H77V229H78L79 231H78V232H76V231L74 232V230H73ZM85 228H86V229H85ZM98 228H99V227H98ZM98 228H97V229H98ZM119 228H120V227H119ZM136 228H137V227H136ZM136 228H135V230H136ZM141 228H140V226H139V229H140V230H143V229H144V228H142V229H141ZM156 228H154V229L156 230ZM169 228L172 229V227H169ZM186 228L188 229V227H186ZM186 228H185V229H186ZM4 229H5V228H4ZM4 229H3V230H4ZM16 229H17V228H16ZM23 229L21 228V230H23ZM100 229L102 230L103 228L100 227ZM100 229H99V230H100ZM107 229H108V228H107ZM107 229H106V230H107ZM111 229H112V228H111ZM122 229H121V230H122ZM158 229H157V230H158ZM185 229H184V232H183V230H181V228H179V230H177L178 232H179V231H182V232H183V234H181L182 236L179 235V241H178V242L174 239V238H177L176 235L178 236V234H177V233L175 234V232H174L173 229H172V231H173L174 234H175V235H174L175 237L173 236V237H174L173 239H174L175 242H174V243L172 242V243H173L174 245L177 244L178 246H179V245H181V246L183 245V247H179V250H180V248H183V252L186 251V255H185V253H184V255H183L184 258H183V256H182V259H183V261H184V262H182V264H212V263H214V262H212V261H214V259H215L216 257L213 256V257H215V258L212 257L213 260H211V256H212L211 254L206 253V254H208L209 256H208V255L205 256V254H204V256H202V257H198L199 255H197V254H198V253H197V250L201 251V249H199L200 246H199V247H198L197 245H196V246H193L194 244H192V243L194 242V241H193L194 238H192V233H191V235H188L189 233H186L187 230H185ZM192 229H193V228H192ZM192 229H190V230H192ZM206 229H207V227H206ZM210 229H211V228H210ZM1 230H2V229H1ZM3 230L0 231V232H3ZM39 230H38V231H39ZM91 230H92V229H91ZM99 230H98V231H99ZM119 230H120V229H119ZM121 230H120V232L122 233V235H125V233H124L123 231H121ZM140 230H137V231H140ZM146 230H147V229H146ZM157 230H156V232H157ZM161 230H163V229H161ZM193 230H194V229H193ZM196 230H197V228H196ZM208 230H209V229H208ZM208 230H205V231H208ZM6 231H7V230H6ZM38 231H37V232H38ZM87 231L89 232L90 230L88 229ZM96 231H97V230H95L94 233H95ZM108 231L112 234V232H111L112 230H111V231L108 230ZM130 231H129V233H131V232L133 233V231H131V232H130ZM143 231H144V230H143ZM148 231H149V232H148ZM148 231H147V232L150 233V234H148V236H149V235H152L149 229H148ZM151 231H152V230H151ZM153 231H154V230H153ZM165 231H164V232H165ZM169 231H170V230H169ZM209 231H210V230H209ZM229 231H230V230H229ZM232 231H233V230H232ZM232 231L229 233L230 236H231V233L234 234V232H235V230H234L233 232H232ZM23 232H24V231H23ZM26 232H25V233H26ZM90 232H91V231H90ZM99 232H101V231H99ZM104 232H105V231H104ZM104 232H103V233H104ZM106 232H107V231H106ZM106 232H105V233H106ZM113 232H114V230H113ZM117 232H118V234H119V231H117ZM145 232H146V231H145ZM159 232H160V231H159ZM173 232H172V234L169 233V232H166L165 234L167 235V234L169 233V234L173 235ZM190 232H192V231H190ZM195 232H196V231H195ZM200 232H201V230H200ZM237 232L239 233V231H237ZM4 233H6V232H4ZM4 233H1V234H0L1 238L5 237V236L3 235ZM25 233H24V234H25ZM62 233H63L64 235H63ZM92 233H93V231H92ZM92 233H90V234H92ZM96 233H97V232H96ZM96 233H95V234H96ZM141 233H142V232H141ZM143 233H144V232H143ZM153 233H154V232H153ZM162 233H163V232H161V233H159V234L162 235ZM198 233H199V229H198ZM202 233H203V232H202ZM205 233H206V232H205ZM205 233H204V234H205ZM207 233H209V232H207ZM210 233H211V232H210ZM66 234H67V235H66ZM80 234H81V235H80ZM97 234H98V233H97ZM100 234H102V232H101ZM107 234H108V233H107ZM137 234L140 235V232H137ZM144 234H145V233H144ZM155 234H156V233H155ZM157 234H158V233H157ZM179 234H180V233H179ZM195 234L197 235V232H196ZM199 234L201 235V233H199ZM199 234H198V235H199ZM204 234H203V235H204ZM236 234H237V233H236ZM5 235H6V234H5ZM36 235H37V233H36ZM79 235H80V236H79ZM92 235H94V234H92ZM92 235H91V237H93ZM103 235H104V234H103ZM103 235H102V237H103ZM109 235H110V234H109ZM109 235H108V236H109ZM116 235H117V234H116ZM122 235H120V236H122ZM127 235H128V234H127ZM130 235H131V234H129V236H130ZM146 235H147V233H146ZM146 235H145V236H146ZM171 235H170V236H171ZM193 235H194V234H193ZM196 235H195V236H196ZM198 235H197V236H198ZM203 235H202V236H203ZM238 235H239V234H238ZM238 235H236V236H238ZM7 236H8V235H7ZM114 236H115V235H114V233H113V238L118 237L119 235H118V236H115V237H114ZM133 236H134V237L137 236V235H135V232L133 233ZM148 236H147V237H148ZM208 236H209V235H208ZM227 236H228V234H227ZM230 236H229V237H230ZM234 236H235V235H233V237H231V238L233 239ZM251 236H252V235H251ZM24 237H23V238H24ZM72 237H73L74 239H72ZM81 237H82V238H81ZM87 237H89V234H88ZM95 237H96V235L94 236V239H95ZM99 237H100V236H99ZM111 237H112V236H111ZM122 237H123V236H122ZM122 237H121V239H122ZM125 237H126V236H125ZM131 237H132V235H131ZM131 237H130V238H131ZM137 237H138V236H137ZM139 237L141 238V235H140ZM151 237H152V236H151ZM154 237H155V239H158V237H160V235H158V237H157V235H154ZM154 237H153V238H154ZM166 237H168V236H166ZM166 237H163V238H166ZM181 237H182V238H181ZM193 237H194V236H193ZM198 237H199V236H198ZM198 237H197V238H198ZM1 238H0V239H1ZM10 238H11V237H10ZM20 238H21V236L19 237V239H20ZM23 238H22V239H23ZM100 238H101V237H100ZM100 238H99V239H100ZM103 238H106V237H103ZM103 238H102V239H103ZM109 238H110V236H109ZM118 238H120V237H118ZM118 238H116V239H118ZM142 238H143V235H142ZM142 238H141V240H142ZM145 238H146V237H145ZM183 238H185V239H184V240H181V239H183ZM188 238H189V241H187ZM199 238H200V237H199ZM199 238H198V239H199ZM203 238H204V237H203ZM203 238H202V239H203ZM205 238H208V237L205 236ZM205 238H204V239H205ZM236 238H237V237H236ZM236 238H235V241H236ZM4 239L6 240V238H4ZM4 239H3V240H4ZM17 239H18V238H17ZM24 239H25V238H24ZM86 239H87V238H86ZM86 239H85L84 241H82V242H85ZM92 239H93V238H92ZM97 239H98V238H97ZM125 239H126V238H125ZM131 239H132V238H131ZM131 239H130V240H131ZM143 239H144V238H143ZM149 239H150V238L148 237V241H149ZM160 239H161V238H160ZM169 239H172V237H169ZM177 239H178V238H177ZM198 239H197V240H198ZM227 239H228V238H227ZM1 240H2V239H1ZM25 240L28 241V239H25ZM61 240H62V241H61ZM81 240L78 241V239H77V240H75V241H76V242H77V241H78V242H81ZM103 240H104V239H103ZM106 240H107V239H106ZM123 240H124V239H122V241H123ZM128 240H129V239H128ZM130 240H129V241H130ZM133 240H134V239H133ZM133 240H132V241H133ZM137 240H138V239H137ZM137 240H134V241H137ZM144 240H145V239H144ZM146 240H147V238H146ZM151 240H154V239H151ZM161 240H162V239H161ZM164 240H165V242L162 241V242H163V246H164L165 249H167V248H169V247L171 246V245H170V242H171V241L169 242V240H167V239H164ZM194 240H196V238H195ZM197 240H196V241H197ZM199 240H201V238H200ZM206 240H207V239H206ZM88 241H93V240H88ZM132 241H131V242H132ZM134 241H133V242H134ZM142 241H143V240H142ZM148 241H147V242H148ZM202 241H203V240H202ZM233 241H234V240H233ZM244 241H245V240H244ZM4 242H5V241H4ZM34 242H33V244H35ZM55 242H54V243H55ZM68 242H67V243H68ZM124 242H125V241H124ZM139 242H140V241H139ZM152 242H153V241H152ZM155 242L158 243L157 241H155ZM179 242H180L181 244H178ZM203 242H204V243H203ZM203 242H199V244L201 243L200 245L202 246V243H203V244L206 246L205 241H203ZM206 242H207V241H206ZM210 242H211V241L208 240L207 243L209 244ZM230 242H231V241H229V243H230ZM249 242H250V241H249ZM251 242H252V239H251ZM254 242H255V241H254ZM56 243H55V244H56ZM70 243H72V242H70ZM126 243H127V240H126ZM149 243H151V242H149ZM160 243H161V242H160ZM172 243H171V244H172ZM194 243H195V242H194ZM226 243H228V241H227ZM259 243H260V242H259ZM39 244H40V243H39ZM49 244H51V243H49ZM52 244H53V242H52ZM153 244H154V243H153ZM153 244H149V245H153ZM173 244H172V246H173ZM197 244H198V243H197ZM230 244H231V243H230ZM230 244H228V245H230ZM56 245H57V244H56ZM159 245L162 246V244H159ZM204 245H203V246H204ZM232 245H235V244H232ZM155 246H157V245L155 244ZM172 246H171V247H172ZM178 246H177V247H178ZM192 246H193V248H194V247L197 248V250L194 249L195 252H196L197 254H196L195 252H194L195 254L192 253V252H193V251H192V250H193ZM210 246H211V247H210L211 249L214 248V247L212 248L213 243H212V245H210ZM214 246H215V245H214ZM246 246H247V245H246ZM158 247H159V246H158ZM171 247H170V248H171ZM173 247H174V246H173ZM234 247H235V246H234ZM152 248L154 249V247H152ZM201 248H202V247H201ZM204 248H206V247H204ZM204 248H203V250H205ZM210 248H209V249L207 248V249H208V251L210 250L209 253H212ZM237 248H238V247H237ZM248 248H250V247H248ZM53 249H55V248H52V250H51V249H46V250H44V251H46L45 253H47V252H49V251H51V253H52V251H54ZM171 249H172V248H171ZM173 249H175V247H174ZM238 249H239V248H238ZM244 249H245V248H244ZM252 249H253V248H252ZM48 250H49V251H48ZM154 250H155V251L153 252V254H152V253H151V254L154 255V258H155V257L158 256V253H157V251H156V247H155ZM158 250H159V248H158ZM160 250H161V249H160ZM160 250H159V251H160ZM179 250H178V248H177L176 251H179ZM228 250H231V249H228ZM233 250H234V249H233ZM33 251H34V250H32L31 252H33ZM165 251H166V250H165ZM173 251H174V250H173ZM173 251H172V250L170 251V249H169V253H170V254H171V252H172V254H173ZM181 251H182V250H181ZM206 251H207V250H206ZM212 251L214 252V250H212ZM54 252H55V251H54ZM150 252H152V249L150 250ZM162 252H164V251L162 250ZM167 252H168V251H167ZM183 252H182V253H183ZM202 252H203V251H202ZM226 252H228V251H225V253H226ZM230 252H232V251H230ZM233 252H234V251H233ZM235 252H236V251H235ZM244 252H246V251H244ZM43 253H44V252H43ZM45 253H44V256L46 257L47 254L45 255ZM164 253H166V252H164ZM177 253H178V252H177ZM182 253L180 252V255H182ZM200 253H201V252H200ZM200 253H199V254H200ZM214 253H215V252H214ZM236 253H237V252H236ZM257 253H258V252H257ZM34 254H35L34 252L31 253V255H34ZM48 254H49L48 256H50V253H48ZM151 254H150V255H151ZM160 254H162V253L159 252V255H160ZM166 254H167V253H166ZM166 254H163L164 257H165ZM172 254H171V255H172ZM178 254H179V253H178ZM178 254H177L176 256H174V258H172V261H173V259H176L177 256H179L177 259H178V260L180 259V255H178ZM201 254H202V253H201ZM201 254H200V255H201ZM262 254H264L263 251H262ZM51 255H52V254H51ZM171 255H169V256H171ZM173 255H174V254H173ZM202 255H203V254H202ZM215 255H217V254H215ZM225 255H226V254H225ZM225 255H224V256H225ZM227 255H228V254H227ZM227 255H226V256H227ZM231 255H234V256H235V254H233V253H232ZM231 255H230V256H231ZM236 255H237V254H236ZM244 255H246V253H245ZM251 255H253V254H251ZM41 256H42V254H41ZM44 256H43V259H45ZM166 256H167V255H166ZM169 256H168V257H169ZM218 256H219V255H217V257H218ZM226 256H225V257H226ZM230 256H229V259H228V257H227L226 259H224V260H226V262L223 261V260H222L223 258H221L222 256H220L219 258H221V259H220L221 262H220V260H218L219 263H220V264H222V262H224L225 264H228L227 262L232 263V261L230 260ZM258 256H259V254H258ZM164 257H163V259H160V262H162L163 260H165L166 257H165V258H164ZM171 257H173V256H171ZM175 257H176V258H175ZM239 257H240V256H239ZM247 257H248V256H247ZM260 257H261V255H260ZM152 258H153V257H152ZM152 258H151V259H152ZM160 258H161V256H160ZM233 258H234V257H233ZM245 258H246V257H245ZM166 259H167V258H166ZM169 259H170V257H169ZM177 259H176L175 261H178ZM216 259H217V258H216ZM216 259H215V260H216ZM234 259H235V258H234ZM246 259H247V258H246ZM248 259H249V258H248ZM250 259H253V257L250 258ZM250 259H249V260H250ZM257 259H258V258H257ZM260 259H261V260H260ZM260 259H259L260 262L257 263V264H264V258L262 257V258H260ZM152 260H154V259H152ZM158 260H159V257H158ZM161 260H162V261H161ZM180 260H181V259H180ZM236 260H238V258H237ZM236 260H234V261H236ZM244 260H245V259H244ZM155 261H156V260H155ZM167 261L169 262L168 259H167ZM181 261H182V260H181ZM181 261H180V263H181ZM240 261H241V260H240ZM153 262H154V261H153ZM153 262H152V263H153ZM156 262H157V261H156ZM160 262H157V263L159 264ZM163 262H164V261H163ZM163 262H162V263H163ZM173 262H174V261H173ZM173 262H172V263H173ZM237 262H238V261H237ZM241 262H243V259H242ZM251 262H252V261H251ZM251 262H250V263H251ZM154 263H155V262H154ZM154 263H153V264H154ZM157 263H156V264H157ZM162 263H161V264H162ZM169 263H170V262H169ZM175 263H178V264H179V262H175ZM175 263H173V264H175ZM234 263H236V262H234ZM243 263H245V262H243ZM250 263H249V264H250ZM164 264H167V263H164ZM217 264H218V263H217ZM240 264H241V263H240ZM247 264H248V263H247ZM255 264H256V262H255Z\"/></svg>",
  "mask_w": 264,
  "mask_h": 264
}]
</instances>
